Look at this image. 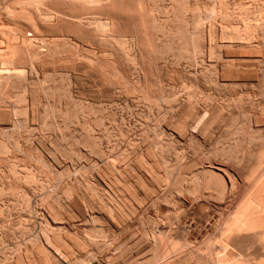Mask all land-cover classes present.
Instances as JSON below:
<instances>
[{"label": "bare ground", "instance_id": "1", "mask_svg": "<svg viewBox=\"0 0 264 264\" xmlns=\"http://www.w3.org/2000/svg\"><path fill=\"white\" fill-rule=\"evenodd\" d=\"M0 1H2V2H4V0H0ZM12 0H10L9 2H11ZM14 1V0H13ZM16 1H18V0H16ZM29 1H31L32 3L31 4H36V6L37 7H35V6H33V5H25L24 3H22V2H24L23 0H19L18 2H16V3H18L19 5H21L19 8H17V6H16V3L14 2V6H16V7H13L14 9L13 10H15L16 8V10H20V11H17L16 12V10H15V13H16V15H14L13 13H11L12 11V9H10V7H9V14H12V21H11V19L9 20L10 22V25H12L11 24V22H13V21H15V20H13V19H16V17L15 16H17L18 14L19 15H21V14H23L22 13V11H25V10H21V9H26V7H28V8H31V12H32V8L34 7V8H36V10H34L35 12H36V14H35V12L33 11V13H32V15L34 14L35 15V17L37 16L38 18H35L34 16H32V17H34V23H36L37 21L36 20H38L41 16H43L45 13V10L46 11H48V13H50V14H48L47 12V20L48 19H50V22H52V12H54L52 9V11H50V10H48V9H50V8H52L53 6H52V4L54 5V3H58V1L57 2H55V0H54V3H53V1L51 2V0H29ZM29 1H26L27 3L26 4H29L30 2ZM67 1H69V0H67ZM100 2L102 1V0H99ZM98 0H78V2L77 1H75V2H77L78 4L79 3H81L79 6L81 7L80 9H81V11H80V13L81 12H83L84 11V9L85 8H87L86 7V4L87 5H91V9L92 10H90V8H88L87 10H85V11H87V12H85L86 14L89 12L88 10H90V13H91V11H93L91 14H94V10L93 9H95V11H100V8L102 7H105V6H99V9H97L96 7H95V3L96 2H98V3H100ZM119 1V0H118ZM117 1V3H116V1L114 0L113 2H114V4H118V5H120L121 3H122V6L126 3L125 1H127V0H122L123 2H125V3H123L122 1H119L118 2ZM130 1V0H129ZM133 1H135V0H131V3H134ZM140 1V0H139ZM149 2L151 1H153V0H148ZM215 0H213V2H214ZM235 2V4H237V5H239V7H240V11H241V13H240V11L238 12V13H236V14H238V15H236L235 14V12L233 13V11H234V9H233V11L232 12H229V11H231V10H229L228 11V8H229V5L230 4H232V3H230V2ZM246 1V0H245ZM260 0H250L249 1V3H246V4H241L240 2H243V1H240V2H238V1H236V0H231V1H229V0H217V2H216V4H218V6L219 7H221L222 9H224L223 11H221V13H219V11H218V13H219V15L218 16H216V13H215V9H217V8H214V5H215V3H213V2H211L210 3V5H211V9H210V12L207 14V18L209 19V20H217L216 18H218V17H220L219 19H221L222 20V25H221V23H220V27H218V28H216V27H214L213 25V27L215 28V30H213V28L212 27H210L209 28V30H208V34H207V36H208V38H206V36H205V38L206 39H208L207 40V44H206V47H207V51H209L208 53H207V55L209 56V58L210 59H212L211 61H213L214 59V61L211 63V62H209L210 61V59H206V60H209V61H206V62H208V65L211 63V66L213 67V71H215V69H216V67L218 66H221L222 67V69H221V67H220V69L221 70H224L225 71V69L224 68H226V71L227 70H230L231 71V68L229 69V67H230V65L228 64V66H223V64H221L220 63V61L223 59V56H222V54H223V52L221 51L222 49H224V48H227L229 45H230V43H235V42H238V43H236L235 45H237L238 44V46L239 45H241V46H237L238 48L237 49H239L240 47L242 48V47H250V45H251V43L252 42H256V39L258 38V35H259V32L261 33V36L263 37L262 38V40H264V34H263V32H264V5L262 6H260V3H262V2H259ZM262 1H264V0H262ZM71 2V1H70ZM109 3V1L107 0H104V2L102 1V3H104L106 6L108 5V3ZM111 2V1H110ZM138 1L136 0L135 1V3L136 4H139V3H137ZM141 2H142V0H141ZM187 2V1H186ZM186 2H184V0H171V3H173L172 4V10L173 11H171V13H169V14H167L166 15V17L168 16V15H170L169 17H172L173 18V20L175 21V22H177L179 19H181V16H182V10H183V8H185L186 7V5H187V3ZM5 3V2H4ZM12 3L13 2H11V4L10 3H8V2H6V5L7 6H11L12 5ZM82 3H86L83 7H82ZM98 3H96V5L98 4ZM107 3V4H106ZM120 3V4H119ZM128 3V2H127ZM130 2L128 3V4H125V6L126 5H128V7L129 6H131L132 4H131ZM135 3L133 4V5H135ZM10 4V5H9ZM34 4V5H35ZM64 4V3H63ZM94 4V5H93ZM101 4V3H100ZM100 4H98V5H100ZM114 4H112V5H114ZM131 4V5H130ZM214 4V5H213ZM235 4H233V6L235 5ZM5 5V4H4ZM3 5V6H4ZM12 5V6H13ZM23 5H25V7L23 6ZM59 5V4H58ZM89 5V6H90ZM92 5H93V7H92ZM111 4L110 5H108L109 7L110 6H112ZM1 6V5H0ZM12 6H11V8H12ZM33 6V7H32ZM51 6V7H50ZM57 5H54V9H55V7H56ZM78 6V5H77ZM108 6H107V8H108ZM245 6V9L244 8H242V7H244ZM250 6H258V11L257 12H255V13H253V11L252 10H246L248 7ZM2 7V6H1ZM23 7V8H22ZM50 7V8H49ZM131 7H133V6H131ZM236 7H238V6H236ZM28 8L26 9L27 11H25V12H28L29 10H28ZM33 8V9H34ZM57 8V7H56ZM82 8H83V10H82ZM220 8V9H221ZM231 8V7H230ZM229 8V9H230ZM235 8V7H234ZM242 8V9H241ZM1 9V8H0ZM6 9V6L4 7V10ZM6 9V10H7ZM3 10V9H2ZM2 10H0V11H2ZM8 10L6 11L7 13H8ZM105 10H107L106 8H105ZM109 10V9H108ZM107 10V11H108ZM218 10V9H217ZM29 11V12H30ZM58 11V9H56V12ZM101 11H104V9L103 10H101ZM238 11V10H237ZM236 11V12H237ZM252 11V12H251ZM2 12H5V11H2ZM4 13V14H6L7 16H4V18L2 17L3 15H1L0 16V19H1V17H2V19L3 20H6L5 19V17L7 18L8 17V14L7 13ZM14 12V11H13ZM24 12V13H25ZM29 12L28 13H26L27 15H29L28 16V18L27 17H25V19L27 18V22L26 23H24V21H25V19H24V21H23V19L22 18H24V16L25 15H21V16H19V17H21V19L19 18L18 19V17H17V19H16V21L18 20H22L21 22L22 23H24V24H27V23H29V25H30V27H31V24H30V22H28V20L30 19V18H32V17H30V14H29ZM30 12V13H31ZM56 12H54V16H55V13ZM97 12V13H98ZM122 12V11H121ZM121 12H119L120 14H122L120 17H121V19L123 18V17H125V16H123V14L124 15H126V17H127V15H129V13L127 14H125L124 13V11L121 13ZM172 13H173V15H172ZM217 13V14H218ZM2 14V13H1ZM83 14V13H82ZM82 14H80V15H82ZM95 14H96V12H95ZM139 14H141V15H143L144 13H140L139 12ZM14 15V16H13ZM45 15V16H46ZM52 16L51 18L49 17V16ZM62 15H64V14H62ZM88 15V16H87ZM86 16H87V18L88 17H90L89 16V14H87ZM138 15V14H137ZM136 15V17H134L133 15H131V16H133L134 18H136L137 19V16ZM146 15V14H145ZM172 15V16H171ZM44 16V18H40L41 20H38L39 21V23L42 21V20H44L45 21V19H46V17ZM65 16V15H64ZM63 16V17H64ZM86 16L85 15H83V17H85L86 18ZM131 16H128V17H131ZM152 16V15H151ZM11 17V15H9V17L8 18H10ZM15 17V18H14ZM30 17V18H29ZM49 17V18H48ZM56 17V16H55ZM54 17V18H55ZM116 18L114 15L112 16V18ZM119 17V18H120ZM123 18V19H127V18ZM146 17V16H145ZM153 17V16H152ZM165 17V18H166ZM169 17H167L166 18V20L168 21L170 18ZM206 17V16H205ZM62 19V17H56V19ZM65 18V20H68L67 22H69V24H71V22L69 21L70 19L68 18V19H66L67 17H64ZM72 18V17H71ZM109 18H111V17H109ZM132 18V17H131ZM131 18H129V19H131ZM141 18H144V15H143V17L141 16ZM154 18V17H153ZM152 18V19H153ZM156 18V17H155ZM154 18V19H155ZM1 19V21L2 22H0V23H5L6 25H8L9 23L7 22V21H5V22H3V20ZM52 19V20H51ZM92 18H89V20H91ZM118 19V18H117ZM120 20V21H124V20ZM133 19V18H132ZM131 19V20H132ZM136 19H135V21H136ZM144 19H146V18H144ZM143 19V20H144ZM157 19V18H156ZM155 19V20H156ZM32 20V21H31ZM31 20H29V21H31V22H33V19H31ZM64 20V19H63ZM62 20V21H63ZM64 20V21H65ZM84 20H86V19H84ZM110 20V19H109ZM114 20H116V19H114ZM114 20L113 21H111L110 20V22L109 23H114ZM119 20H118V22H116V24L117 23H119ZM142 19H141V21H143ZM151 20V19H150ZM154 20V21H155ZM158 20V19H157ZM173 20H172V22H173ZM17 21V22H18ZM36 21V22H35ZM44 21H42L43 23H44ZM55 21H57V20H55ZM54 21V23H57V22H55ZM62 21H61V23H62ZM76 21L77 20H75V23L73 22V25L75 26L77 23H76ZM87 21V20H86ZM84 22V24L85 23H87V22ZM117 21V20H116ZM133 21V20H132ZM131 21V22H132ZM135 21H134V24H135ZM146 21V20H145ZM8 24H7V23ZM17 22H14L13 23V27H11L13 30H15L19 25H21V26H26V25H24V24H22V23H20L19 25L17 24ZM40 23V26H41V28L43 29V30H45L43 27L47 24V23H45L44 25H43V23ZM48 22H49V20H48ZM50 22H49V24H50ZM66 22V21H65ZM125 22V21H124ZM151 22H153V21H151ZM159 22V21H158ZM157 22V23H158ZM165 22V21H164ZM169 22H171V20H169ZM193 22H195V20L193 21ZM206 22H207V20H206ZM205 22V23H206ZM19 23V22H18ZM34 23H32V25L34 24ZM53 23V22H52ZM52 23L50 24L51 26H53L52 25ZM53 23V24H54ZM108 23V24H109ZM128 23H129V21H128ZM138 23V22H137ZM136 23V24H137ZM143 23V22H142ZM156 23V24H157ZM162 23V22H161ZM204 23V24H205ZM211 23H213V22H211ZM211 23H210V25L209 26H211ZM4 24V25H5ZM37 24V23H36ZM36 24H34L33 26V28H31V29H34L35 28V26H36ZM59 25H60V22L58 23ZM63 24V23H62ZM84 24H77L76 25V27L78 26V25H80V26H78L79 28H81L82 26H84ZM88 24V23H87ZM107 24V23H106ZM121 24V23H120ZM119 24V25H120ZM126 24V23H125ZM124 24V25H125ZM132 24V23H131ZM135 24V25H136ZM144 24V23H143ZM153 24H155V22H153ZM165 24V23H164ZM203 24V25H204ZM3 25V24H2ZM16 25V26H15ZM38 25V24H37ZM50 25H47V27H46V30H48V28H51L52 29V27L50 26ZM65 25L66 26H68V27H70L71 25H67L66 23H65ZM64 25V26H65ZM82 25V26H81ZM86 25V24H85ZM114 25V24H113ZM123 25V24H122ZM127 25V24H126ZM145 25H146V23H145ZM163 25V24H162ZM199 25V24H198ZM215 25V24H214ZM1 26V25H0ZM9 26V25H8ZM21 26H19L20 28V32H18V33H20V34H22V28H24V27H22L21 28ZM62 26V25H61ZM61 26H60V28H61ZM74 26H72V27H74ZM88 26V25H87ZM87 26H84V29L87 27ZM117 26V25H116ZM128 26V25H127ZM130 26V25H129ZM140 26V25H139ZM143 26V25H142ZM148 26V25H147ZM154 26V25H153ZM165 26H166V24H165ZM174 26V25H173ZM7 28V26H4L3 28H1L0 27V31H1V33L0 34H2V32H5V33H3V34H5V36L3 37V35H1L0 37L1 38H4V39H6V40H8L9 38V40H11V39H13L14 41H12V42H15V39L16 38H18L19 39V37H24L25 35V31H26V29H25V31L23 32L24 34H22L21 36L19 35V34H16V32H17V30H18V28H17V30H15L16 32H15V34H14V32H13V34H14V36L16 37V35L18 36L19 35V37H13V35H12V37L13 38H11V36H8L7 34H6V32L8 33L9 31V29H10V27L9 28H7V31H3V30H5L6 28ZM15 27V28H14ZM30 27H26V28H29L28 30H27V32H29V31H31L30 30ZM55 26H53V29H57V25H56V27L54 28ZM68 27H65V28H68ZM72 27L70 28V29H72ZM77 27V28H78ZM112 27H114V26H112ZM119 27V26H118ZM131 27V26H130ZM137 27V26H136ZM145 27V26H144ZM152 27V26H151ZM176 27V26H175ZM197 28H198V26H196ZM59 28V27H58ZM59 28V29H60ZM65 28H63V29H65ZM75 28V27H74ZM83 28V27H82ZM81 28V30L80 29H76L78 32H80V31H82L83 29ZM117 28V27H116ZM120 28V27H119ZM129 28V27H128ZM138 28H140V27H138ZM153 28H155V27H153ZM157 28V29H156ZM156 30L159 32V30H160V33L161 32H163L164 31V28H162V26H156ZM36 30L37 29H39V25H38V28H37V26H36V28H35ZM35 29H34V31L32 30V34L30 33V34H26V36L28 35L29 37L28 38H23V39H21V41L23 40V41H25V42H27L26 44H28L26 47H28L29 46V50H31L32 49V51H34V50H36L35 48L36 47H38V48H44L45 46H46V44H49V46H50V43H51V45H54V48L56 49V47L57 46H61L63 49L64 48H66V50L68 51L69 50V48H70V45L71 44H68V40H63L62 42H59L57 39H55L54 37V39L52 38H50V41H48L49 40V38L47 37V41H48V43H45V41H46V36H45V41L43 40V38H39V34H38V32L40 33V32H42L41 34H43V32L45 33V32H47V31H42V30H40V31H38L37 30V32L35 31ZM88 29V28H87ZM90 29V28H89ZM131 29V28H130ZM143 29H146V28H143ZM170 29H172V28H170ZM11 30V29H10ZM13 30H11V31H13ZM67 30V29H66ZM75 30V29H74ZM75 30V31H76ZM124 30V29H123ZM129 30V29H128ZM167 30V29H166ZM198 30H199V28H198ZM197 30V31H198ZM216 30H218L219 31V36L220 37H218L219 38V40L221 39V40H224V41H221V42H217V37H216V33L218 32V31H216ZM11 31H10V33H8L9 35L10 34H12L11 33ZM22 31V32H21ZM52 31V30H51ZM51 31H49V32H51ZM59 30L57 29V31L56 32H58ZM60 31H61V29H60ZM59 31V32H60ZM84 31V30H83ZM82 31V32H83ZM133 31V30H132ZM141 31V30H140ZM143 31H146V30H143ZM148 31H150L149 29H148ZM157 31H156V33H157ZM169 31V30H168ZM196 31V30H195ZM199 31H201V30H199ZM215 31H216V33H215ZM26 32V33H27ZM33 32H36L37 34H38V36H33ZM54 33H55V31H53ZM63 32V30L61 31V33ZM77 32V33H78ZM133 32H135V31H133ZM142 32V31H141ZM147 32V31H146ZM146 32H145V34H146ZM165 32V31H164ZM194 32V31H193ZM52 33V32H51ZM60 33V34H61ZM72 33V32H71ZM76 33V34H77ZM84 33H85V31H84ZM149 33V32H148ZM152 33H153V31H152ZM159 33V34H160ZM166 33V32H165ZM165 33H164V36L163 35H161V36H163L164 38V40H163V42L161 43V42H159L160 43V45L161 46H163V47H167L168 49H170L171 50V48L173 47V45L175 44V42H176V40H177V42L178 41H180L181 39H182V43L183 44H185L184 42H183V37L182 36H184V33H183V29L180 27L179 28V26L177 27V28H175V30H174V34L172 33V30L171 31H169V33H172L171 34V36H168V32H167V35L165 36ZM196 33V32H195ZM200 33V32H199ZM203 33H204V31H203ZM79 34H81V33H79ZM78 34V35H79ZM86 34V33H85ZM137 34V36H138V33H136ZM163 34V33H162ZM201 34V33H200ZM263 34V35H262ZM32 35V36H31ZM44 35V34H43ZM43 35H41L42 37H44ZM82 35V34H81ZM124 35V34H123ZM132 35H134V33L132 34ZM170 35V34H169ZM179 35H181V36H179ZM196 35H198V34H196ZM202 35V34H201ZM206 35V34H205ZM217 35V36H218ZM9 37L8 39H7V37ZM40 36V37H41ZM85 36H87V34L85 35ZM85 36L83 37V36H80L79 35V37H80V39H79V37H78V39L79 40H81V41H85L86 42V40L85 39H87V38H85ZM141 36V38L140 37H138L139 38V40H141V39H143L144 37H142L143 35L141 34L140 35ZM146 36L148 37V34H146ZM155 36V35H154ZM158 36V35H157ZM168 36V37H167ZM179 36V37H178ZM199 36V35H198ZM77 37V36H76ZM75 37V39H77ZM81 37H83V39L81 38ZM88 37V36H87ZM121 37H124V36H120V38ZM136 37V36H135ZM134 37V38H135ZM147 37H145L146 38V40H147ZM69 38V37H68ZM85 38V39H84ZM119 38V36L117 37V39H111L110 41H108V42H101V43H97V48L94 50V52L95 53H93V55H90L88 52H87V50H86V48H83V50L85 51V52H87L86 53V61L85 62H83L81 65H82V67H87L86 66V64L91 68V72H92V75L91 76H95V78L97 79L96 81L97 82H99V83H95V84H97L96 86H98V84L102 87V91H104V84H106V81H107V83H108V85L106 86V88H109V91H112V90H115V92H117L116 90H117V88H115L114 89V87H115V85L113 84V83H111L110 81H108V79L110 80V78H107V80H106V77H105V80L104 79H102V77L103 76H106V74L105 75H103V71H102V69L103 68H108V70H110L109 69V66H108V63L109 64H111L112 66H110L111 68H112V72H113V74H108V71L107 70H104V71H106V72H104V73H107V77H109L108 75H113L112 77H111V79L112 80H114L115 79V81H116V79H117V77H120L121 79H119V81H124V82H122L123 84L125 83V85L127 84L128 85V87L130 86L131 88H132V86L134 85V82L133 81H135L136 80V83H138V84H144V85H142V86H144L145 87V82L144 83H139L140 82V80H139V77H136V79L134 78L135 77V75L137 74L138 75V73H136V74H134V72H137V71H135L136 70V68L134 69V67L136 66V62H137V60H136V58L137 57H135L134 56V54L136 55V52L135 51H138V49H136L137 48V46H135V43H136V41H135V39H132V38H128V39H126V37H124V39H118ZM144 38V39H145ZM157 38V37H156ZM61 39H62V37H61ZM64 39V38H63ZM158 39V38H157ZM200 39V38H199ZM202 39H203V37H202ZM3 40V39H2ZM88 40V39H87ZM138 39H137V43H138V41H139ZM161 40V39H160ZM1 41V40H0ZM71 41V40H70ZM76 41H78V40H76ZM144 41V40H143ZM203 41V40H202ZM226 41L227 42H229V44H228V46L226 45V46H223L225 43H226ZM258 41V40H257ZM224 43V44H221V43ZM39 43H41V46L43 45L44 47H41V46H39L40 44ZM45 43V44H44ZM53 43V44H52ZM70 43H72V42H70ZM136 43V45H138L139 43H142V44H140V45H138L139 47L141 46L142 48L145 46H147V45H145L146 44V42H142V41H139V43L137 44ZM143 43H144V45H143ZM148 43V42H147ZM186 43H190V42H186ZM196 43H200V41L198 42V40H197V42ZM205 42H203V44H204ZM37 44H39V45H37ZM74 43H72V45H73ZM83 44H85V43H83ZM178 44V43H177ZM202 44V43H201ZM37 45V46H36ZM69 45V46H68ZM149 45V44H148ZM188 45V44H187ZM235 45H232V46H235ZM255 45H256V43H255ZM258 45V44H257ZM0 46H2V47H5L6 48V46H3V45H1V43H0ZM34 46H36V47H34ZM49 46H46V48H49ZM56 46V47H55ZM74 46H77V45H74ZM73 46V47H74ZM85 46V45H84ZM160 46V51H162L163 53L165 52V51H163V50H161V48L163 49V47H161ZM182 46V45H181ZM185 46V45H184ZM204 46V45H203ZM252 46L254 47V43H253V45H251V48H252ZM34 47V48H33ZM52 47V46H51ZM136 47V48H135ZM138 47V48H139ZM144 47V48H145ZM176 47H178V46H176ZM199 47H200V44H199ZM202 47V46H201ZM230 47H231V45H230ZM236 47V46H235ZM257 47V46H256ZM255 47V48H256ZM38 48H37V50H38ZM59 48V47H58ZM68 48V49H67ZM77 48H78V46H77ZM134 48L136 49V50H134ZM180 48V47H179ZM182 48H184L183 46L180 48L181 50L179 51V49L177 48V51H179V53H184L185 55H183V56H188L189 58H191L192 56L193 57H196V52L195 51H193L192 52V54L191 55H189L188 53H187V51H185L184 49V51L182 50ZM185 48H186V46H185ZM205 48V47H204ZM240 48V49H241ZM254 48V49H255ZM263 48H264V46H263ZM34 49V50H33ZM39 49V50H40ZM53 49L52 50V48L51 49H48V50H52L53 52H55V51H57L58 49ZM62 49V51H64V52H66V50H63ZM76 49V48H75ZM140 49V48H139ZM147 49V48H146ZM146 49H143V50H145V52H146ZM168 49H166V48H164V50H168ZM176 49V48H175ZM230 49V48H229ZM243 49V48H242ZM241 49V50H242ZM250 49V48H249ZM41 50H43V49H41ZM46 50V49H45ZM45 50H43V51H45ZM47 50V51H48ZM72 50V49H71ZM141 50V49H140ZM173 51H174V49H172ZM206 50V48L204 49V50H202L203 51V54H205L206 55V53L204 52ZM59 51V50H58ZM73 51V50H72ZM78 51V50H77ZM135 52L134 54H132L133 52ZM159 51V53H162V52H160ZM175 52V53H178V52ZM181 51H183V52H181ZM201 51V52H202ZM218 51H219V54L217 55V53H218ZM51 52V51H50ZM50 52H47V53H50ZM69 52H71V51H69ZM75 52V51H74ZM144 51H143V53H145ZM247 52V51H246ZM251 52V51H250ZM254 52H256V50L254 51ZM258 52V51H257ZM30 53V52H29ZM66 53H68V52H66ZM138 54L139 53H141V55L139 54V55H136V56H138V58H140L139 56H141L142 57V51L141 52H137ZM148 53V54H147ZM178 53V54H179ZM200 52H198V54H199ZM227 53V52H226ZM253 53V52H252ZM14 54H15V52H14ZM13 54V56H12V59H14V57H15V55ZM31 54V53H30ZM72 54V53H71ZM74 54V53H73ZM147 56L146 57H148V55H149V52H146L145 53ZM145 54H143V56L145 55ZM177 54V55H178ZM182 54H180V56L182 55ZM202 54V53H201ZM221 54V55H220ZM224 54H225V52H224ZM257 54V53H256ZM20 55L21 54H19V56L17 57V55H16V57L17 58H20V59H18V60H11L10 59V61H8L7 63H9V62H12L13 61V63H15V61H16V63L18 64V61L20 60H22L21 59V57H22V55H21V57H20ZM67 55V54H66ZM90 55V56H89ZM131 55H133V56H131ZM161 55V54H160ZM250 55V54H249ZM255 55V54H254ZM253 55V56H254ZM76 56V55H75ZM74 56V57H75ZM77 56H78V54H77ZM163 56H165V55H162V57ZM191 56V57H190ZM207 56V57H208ZM217 56V57H216ZM221 56H222V58H221ZM236 56V55H235ZM256 56V55H255ZM74 57H72V58H74ZM132 57H133V59H135L136 60V62H135V60L133 61L132 60ZM135 57V58H134ZM175 57H177V56H175ZM174 57V58H175ZM187 57V58H188ZM216 57V58H215ZM240 57V56H239ZM249 57V56H248ZM11 58V57H10ZM17 58H15V59H17ZM71 57H70V59H72ZM142 58H144V57H142ZM142 58H140V59H138V61L140 60L141 62H142V60L144 61V60H146V58H144V59H142ZM149 58V57H148ZM147 58V59H148ZM188 58V59H189ZM203 58V57H202ZM214 58V59H213ZM221 58V59H220ZM74 59H76V58H74ZM142 59V60H141ZM162 59V58H161ZM173 59V58H172ZM177 59V58H176ZM197 59V58H196ZM204 59V58H203ZM232 59V58H231ZM252 59V58H251ZM256 59V58H255ZM73 60V59H72ZM133 61V62H135V65H134V67L132 68V67H130L129 65H132L131 63L130 64H128L130 61ZM163 60H164V58H163ZM174 60V59H173ZM172 60V61H173ZM179 60H180V58H179ZM179 60H178V62H179ZM201 60V59H200ZM248 60H249V58H248ZM253 60V59H252ZM259 60V59H258ZM262 60V59H261ZM19 61V62H20ZM139 61V62H140ZM150 62V59L149 60H147V61H144V67L146 68V64L147 63H149ZM177 61V60H176ZM203 61V60H202ZM225 61V60H224ZM228 61V60H227ZM230 61V60H229ZM246 61V60H245ZM68 62V61H67ZM139 62H137V63H139ZM140 62V63H141ZM145 62H147V63H145ZM251 62H253V61H251ZM139 63V64H140ZM174 63H175V61H174ZM203 63V62H202ZM224 63V62H223ZM16 64V65H17ZM35 64V63H34ZM33 64V65H34ZM72 64V63H71ZM138 64V65H139ZM142 64H143V62H142ZM142 64H141V68H140V66H139V68H137V69H139L140 70V73L142 74V76H143V78H145V81H146V83L148 82L149 83V79H150V76L148 75V74H150L149 72H147L146 71V69L145 68H143V66H142ZM257 64H259V63H257ZM263 64V63H262ZM5 65H9V66H11V67H13V66H15L14 64L13 65H11V63L10 64H5ZM4 65V66H5ZM19 65V64H18ZM37 65V64H36ZM36 65H34V67H37ZM78 65H80L79 64V62L78 63H74L72 66H73V68L74 67H76V66H78ZM101 65H103V66H101ZM104 65H106V67H104ZM137 65V66H138ZM149 65V64H148ZM147 65V70H149L150 69V66H148ZM225 65V64H224ZM198 66V65H197ZM201 66V65H200ZM206 66V65H205ZM210 66V65H209ZM209 66H206V67H209ZM210 66V67H211ZM17 67V66H16ZM16 67H14V68H16ZM19 67V66H18ZM17 67V68H18ZM100 67H103L102 69L100 68ZM172 67V66H171ZM177 67V66H176ZM196 67V66H195ZM202 67V66H201ZM200 67V68H201ZM218 67H217V69H218ZM3 68V70L5 69V71H7V72H3V73H1L2 71H0V216L1 217H3L2 218V220H0V222L1 221H7L6 222V225L7 226H11V224H12V226L11 227H15V228H11L10 226V228L11 229H9V227H7L3 222L1 223L2 225H4V226H6V228H8L9 229V231H6L7 232V234H8V232H10L11 230H13L14 231V234L12 235V234H10L11 232H13V231H11L8 235L11 237V236H13V238H8V239H6V234L4 233V231L6 230V228H4V229H2V227H1V229L3 230V231H1L2 233H4L5 235H2V237L4 236V240L3 239H0V241L2 240V241H4L5 242V240L6 241H8V242H12L11 241V239H16L15 241H14V244L15 243H18V238L20 237L21 238V236H25V237H23V238H26L27 239V243H29L30 245H29V247L30 248H25L26 246L25 245H23V244H25V243H22L21 245H23V246H25V247H23V249H24V252L25 253H23L22 254V252L20 253L19 252V254H22V255H16V252L13 254H11V256L10 255H8V257H7V253H5V257H7V260L9 259H13V261H10L11 263H9V264H13L12 262H14V261H16L15 262V264H57L59 261H63V262H65L66 264H93V263H96V264H116V262H114V261H116V260H120V256H119V259L117 258H115L114 259V257H113V259L111 260V255L109 256V258L107 257V258H105V259H103V260H99V259H97V257H95L93 254H95V253H90V254H88L87 253V250H86V253H84V254H82L81 252H80V250L79 249H81L82 250V247L81 246H83V245H85V243H86V241L87 242H92L93 240H94V238H92V236H87V232H85V234H86V236L87 237H85V240L83 239V237H80V238H82V239H77L76 237H77V233L75 234L76 235V237H75V235L74 236H71V234L69 233V231L68 230H65V232H67L68 231V234L69 235H66L67 237L68 236H71L72 238H70V239H68L67 237H65V238H63L62 237V235H61V237H60V234L62 233L63 234V232H61L60 234H58V231H61L65 226V224L64 223H67L66 225L70 228V227H72L73 226V224L75 223H73L72 221H71V218L73 217V215H72V217L71 218H68V217H70V216H68V215H70V213L68 212V205L70 204V203H67V202H70V201H68L69 199H71V198H69V197H71V195H75L76 196V194H78L79 193V191H81V190H83V187H89V188H87V192L86 191H84L85 190V188H84V192H82L80 195H82V194H84L85 192H86V199H89V200H87L88 202H86L85 200H83L85 203H87L88 205V207H90V208H87V209H94L95 207H96V204L99 206V205H101V203H100V201H101V199L100 200H98L97 199V201H99L98 203L96 202V203H93V192L92 191H94V189L92 190V188L94 187V188H96L95 190H96V194L98 193L97 191H99L100 189H102V190H107L108 192H110V193H112L111 195H109L110 193H107V191H106V193H107V197L110 199V198H112V195H113V198H116V200L118 201L116 204H114L115 203V201H114V203H113V200H112V203H109V202H111L110 200H109V202L108 203H104L103 201L105 200V199H107L108 200V198H106L105 196H103V198H104V200L103 201H101L102 202V207L105 209V210H107L108 211V213L109 214H107V211H106V213H105V210H103L104 212H99L100 211V208L102 209V207H99V209L97 210L96 208L93 210V214H95L94 212H95V210L99 213V215H100V213H105V215H100L101 216V218H99V219H102L101 221L97 218V220H95L96 222H94V223H92L93 221L91 220L92 218H88V219H90L89 221L91 222V226H93L95 223L97 224V221L99 220V225L101 226V224H103V219L105 218L104 216H106V215H109V218L106 216V218L104 219V221H106V220H108V219H110L111 221H109V222H111V224H118V225H121V227L123 228V226H124V228L125 227H127L126 229L127 230H131V225L128 227V226H126V225H128V223L126 224V225H124L125 223V221H127L126 220V218L128 219V218H131V216L130 215H132V220H133V213H134V215H136V214H138V213H143L144 212V210H146L147 208L149 209V208H156V212H159L161 215H159V219H158V222L156 223V225H155V223H153V221H151V218H152V216H151V218H150V222H151V224H154L153 226H155L154 227V230H153V233L152 232H148V233H152V240L150 241V240H148L147 239V242H145V244L143 245V248L142 247H139L140 249V251H141V253H140V251H139V253H140V255H139V257L137 258V254H135L136 255V258L138 259H136L137 260V262H136V264H182V263H184V261L186 260L187 261V257L190 255V257H191V253L190 252H187V253H184L183 252V245H184V243H183V241L186 243V241H185V239L184 240H182L183 239V236H182V234H185V229H184V222H182V216H183V213H184V210L186 209V204L184 203V201H183V198H184V195L185 194H187V197H188V194H189V192H191L190 194H192L193 196L192 197H196V196H198L199 198L203 195H199L198 193H204V194H206V196H208V197H211V196H214V197H216L217 199H229V198H232L230 201H231V203H230V201L228 200V202L233 206V207H231L230 206V208L227 210V212L225 213V211H224V213H225V215L224 214H220L219 213V216L221 215H223V216H226V218L224 219V221H223V219H222V221H223V223H222V225L220 224L219 226H222L221 228H220V230H219V234H215V236H217V237H215L214 236V234H213V236H214V238H215V242L211 245V239L210 240H206V242H205V244L207 243V241H209L210 243V245L211 246H214L215 247V245H217V247L219 248L218 249V251H219V253L217 252L216 254L215 253H211V252H213V251H211V250H209V251H211L210 253V256L208 255L207 257L209 258V261L208 262H211L210 264H264V127L262 126V124H264V111H263V113H261V112H259L260 113V115H259V113H257L258 112V110H256L255 112L253 111V114H258V115H253L254 116V119H253V116H252V118L250 117V119H252V120H250L249 122H253V123H251V125L252 126H246V128H248L247 129V132H245L244 133V131L243 130H241L242 131V133H243V135L245 134L246 135V138L244 137V139H243V137H241L240 138V135H242V134H240L239 135V138H237V134H235V131L234 132H230L231 130H230V128H233V125H234V123H232L233 121V119H231V121H229L230 120V118L232 117L233 118V113L231 112V110L229 111H226L225 109H228L227 107L226 108H223L222 106H213V108H212V106H211V108H212V110H209L208 109V114H209V112H211L209 115H210V117L209 116H207L208 114H207V112H206V110L204 109V111L202 110V112H201V110H200V112L198 111L199 109H200V107H199V109H197V107H198V104L201 102H196V101H194L193 99H191V100H193L194 102H196V103H194V104H197V105H191V104H193V103H191L190 104V102H189V100H190V98H192V94H191V97H190V95H188V97H190V98H188L189 100L187 101V100H185V101H187L186 103H188L189 102V104L191 105H189V104H187L186 105V103L184 104V105H186V108H185V106L184 105H182L183 103H181V105L186 109H184V108H182V107H180V108H178L179 110V112H180V109L182 108L183 109V111H182V109H181V112H182V115H180L179 114V112L177 111V108L175 109L174 107V109L173 108H171V109H173V110H175L174 111V114H176L175 112H178V114L180 115H178V114H176V115H178L179 116V118L177 119V121L176 122H173V124H172V122H170L169 123V121H171V120H173V119H171V117L173 116V114H172V116L170 117V118H167L166 120H168V119H170L169 121H166V120H164L163 119V125H164V123H165V126L162 128L161 126H159V125H157V124H160L159 122L161 121H157L156 120V122H158V123H154V124H152L151 122V119L153 120V118H155L154 117V114H156L157 115V112H159V111H157L156 109H154V105H153V103L152 102H150V104H149V99H147V96L149 95L150 96V94H149V92L147 91H145V90H149V88H150V86H148V84H147V86L149 87H147V88H145L144 89V87H143V96H144V98H145V95H147L146 96V98L145 99H143V100H148L147 102L148 103H146L148 106L150 105H153L152 106V108L154 109V112H155V110L157 111V112H155L154 114H152V118L149 120V119H147V117L148 118H150L148 115L150 114V113H147L146 112V114H148L147 115V117L144 119V116H143V114L145 115V110L146 111H149L150 112V110H151V108L149 107V109L150 110H147V105H145V107H144V109H143V111H141V109H139L143 114H141L142 115V117H140V115H138V116H136V117H138V119H140V118H143L144 120L143 121H145L146 122V120H149L148 122L150 123V124H152V126L154 125L155 127H153V133L152 134H150L151 136H153L154 135V140L155 141H151L152 143L150 144L151 146L148 148V149H150L151 147H153V149L152 150H155L154 152L155 153H153V151H149L148 149L146 150L145 149V151H144V156H146V158H143V156H142V158L143 159H145L144 161L142 160H140V161H137V160H139V159H141L140 157L138 158V157H135L133 154H131L132 152H134V150L135 149H137V147H135V149H134V147L133 148H131L133 145L135 146V144H133L132 143V141L131 140H133V139H135V137L136 136H134L133 134H132V136H131V132L133 131V130H131L130 131V127H132V126H130L131 124H127L128 122H125L126 124H125V126H127V127H124V124H122V123H124L123 121H126V120H128V118H130V116L128 117V118H126V116H124L125 117V119L123 120V121H121V122H119L120 124H118V118H120V116L122 115H120L118 118H117V114L115 115L113 112V109H115L116 108V106H115V102L114 101H111V100H107V98L108 99H112L113 98V96H111V95H109L110 96V98L109 97H107V94H105L106 95V97H104V98H106V100H104L105 102L106 101H108L109 103H113L114 102V104H112V106L114 105L115 106V108L114 107H112L111 106V104H110V106L113 108H111L109 105H108V103H107V107L108 108H111L112 109V111H110L111 109H109V111L110 112H107V114L109 113V114H111V116L113 115H115L114 116V120H116V118H117V123H113V124H118V125H123V126H121V127H124V128H127V130H128V128H129V132H130V137H132V138H129V136H128V142L132 145L131 147L130 146H128L127 145V148H126V146H124L126 149H128V147H130V149L129 150H127L126 151V149H121V148H119L118 147V145L116 146L115 145V147H112V149H114V151L116 150V151H118V154L120 153V151L121 152H123V155H125V157L122 155V153H121V155L123 156H121L120 154V158L119 159H117V158H115V156H112L114 153H116V151L113 153V150L110 148V147H107V148H109V151H111L112 153V155L110 154V152L108 151V153L110 154H106L104 151H103V149H101V147L104 145V146H106V144H104V142H108L107 143V145L109 146L110 145V141L111 140H109V139H111V138H109L110 137V135H109V137L107 136V135H105L106 134V132H108V131H111L112 129V131H113V134H112V136L114 135V134H116L117 133V135H120L121 133H124L125 135H120V136H118V138L120 137H124L123 138V141L124 140H126V135H129L128 133V131L126 132V130L124 129L123 130V128H122V132L121 133H119V131H120V129H118L119 128V126L117 125L116 127H115V130L117 131V130H119L118 132H116L115 130H114V126L112 125V122L110 123V124H107L108 126L109 125H112V126H110L111 128V130H109V128L107 129L106 127H105V122H103L102 121V119L105 117L104 115H102L101 113L102 112H104L105 114H106V112H105V109H106V111H108L107 110V108H106V106H105V103L104 104H99V102L96 100V96L94 97L95 99L94 100H92V101H95L93 104H95L96 102H97V104H95L94 106H89V107H83L82 106V103H81V101L80 100H77L73 95L72 96H69V99H68V101H70V102H68L67 101V103L69 104V107H67L66 109L68 110L67 112H69L70 114H71V112H73L74 111V115H70L69 113H65L64 111V114L66 115V114H69L70 116H69V118H68V115H66V119H68V120H70V121H68L69 123L68 124H70V125H72V124H74L75 123V121L74 122H72V120L74 119V120H77L76 122H77V124H79V122H80V120L77 118V117H79V118H81L82 120H85V121H87V122H89V126H87V122H85V121H83V122H85V126L81 123V124H79V126L81 127L82 125L84 126H82L81 128H79V126L77 127L76 126V123H75V126L74 125H72V128H74V129H70L71 128V126L69 125V127L67 128V129H70L71 131H73V132H71L70 130H67L68 132H71V133H68L67 131H65V132H60L58 135L60 136V135H62L63 133L65 134L66 132L68 133V135L69 136H67L66 137V135H64V136H60V138H58V139H63V141L65 140V137L67 138L66 140L68 141H66L65 140V142H66V144H65V151L67 152V147H66V145L67 144H69V145H67V146H71V148H69L68 150L69 151H71L72 153H71V156H72V158H73V156H74V158L73 159H75V161L73 160L72 161V159H71V157L69 158L70 159V161H69V164L68 165H65V163L63 164V165H61V164H57V165H54V164H48V162L46 161V159H45V162L46 163H44V159L42 160V159H40V161L42 160L43 162H41V166H40V161H39V158H41L42 156H45L44 154H41L42 156L40 157L39 155H38V150L39 151H42L46 146H47V143H46V141H43L42 142V139H40V133H38V129H37V124L39 123V119L38 118H40L41 116H40V114L39 113H41V112H39L38 110L40 109H38V107H39V105L41 104H39V101H41L40 99H39V95H38V90H39V87H38V85H36L35 83H33V82H31V81H29V80H27L26 79V77H24V76H26L25 75V72H23L24 70H22V72L20 73V67H19V70H17V68H16V70H12V71H10V67L8 68L9 70H7L5 67H2ZM1 68V69H2ZM13 68V69H14ZM70 68V67H69ZM106 68V69H107ZM143 68V71L145 70L146 72L144 73V72H142L141 71V69ZM160 68H162V66L160 67ZM202 68H205V67H202ZM215 68V69H214ZM228 68V69H227ZM254 68V67H253ZM68 69V68H67ZM169 69V68H168ZM172 69V68H171ZM210 69V68H209ZM209 69H207V70H209ZM212 69V68H211ZM210 69V70H211ZM250 69V68H249ZM134 70V71H133ZM163 70V69H162ZM206 70V69H205ZM205 70L203 69V72H205ZM245 70V69H244ZM254 70V69H253ZM259 70V69H258ZM111 71V70H110ZM149 71H151V69L149 70ZM166 71H168L167 69H166ZM198 71H200V70H198ZM218 71H219V69H218ZM264 71V70H263ZM262 71V72H263ZM114 72H116L115 74H114ZM178 72V71H177ZM201 72V71H200ZM203 72H201L202 74H204ZM220 72H223V71H220ZM229 72V71H228ZM232 72V71H231ZM250 72V71H249ZM254 72V71H253ZM22 73H23V75H22ZM139 73V74H140ZM146 73H148L147 75L148 76H146L147 77V80H146V77H144L145 75H146ZM174 73V72H173ZM201 73H196L195 75H200ZM210 73V72H209ZM212 73V72H211ZM213 73H215V72H213ZM217 73V72H216ZM224 73H226V72H224ZM259 73V72H258ZM143 74H145V75H143ZM201 74V75H202ZM208 74V73H207ZM217 74H219V73H217ZM228 74V73H227ZM115 75H117V76H115ZM133 75H134V77H133ZM173 75H175V74H173ZM212 75V74H211ZM225 75V74H224ZM253 75V74H252ZM178 76V75H177ZM218 76V75H217ZM216 75H215V79H216V77H217ZM248 76V75H247ZM254 76V75H253ZM114 77V78H113ZM116 77V78H115ZM148 77H149V79H148ZM197 77V76H196ZM221 77V76H220ZM223 77H225V76H223ZM227 77V76H226ZM250 77V76H249ZM261 77H263L262 75H261ZM95 78H92L93 80H95ZM135 79V80H132V79ZM141 78V77H140ZM177 78V77H176ZM175 78V79H176ZM202 78V77H201ZM200 78V79H201ZM227 78H229V77H227ZM251 78H253L252 76L250 77V80H249V78H248V80H249V82L251 81ZM264 78V77H263ZM172 79V78H171ZM171 79H169V80H171ZM181 79V78H180ZM179 79V80H180ZM199 79V80H200ZM246 79V78H245ZM254 79H257L256 78V76L252 79V81L254 80ZM73 80L75 81V78H73ZM92 80V81H93ZM111 80V81H112ZM143 80V79H142ZM178 80V79H177ZM194 80V79H193ZM192 80V81H193ZM196 80V79H195ZM194 80V81H195ZM201 80H203V79H201ZM264 80V79H263ZM5 81V82H4ZM144 81V80H143ZM191 81V80H190ZM193 81V82H194ZM197 81V80H196ZM221 81V80H220ZM234 81V80H233ZM238 81V80H237ZM257 81V80H256ZM105 82V83H104ZM114 82V81H113ZM181 82V81H180ZM184 82V81H183ZM198 82V81H197ZM196 82V83H197ZM201 82V81H200ZM203 82V81H202ZM205 82V81H204ZM213 82V81H212ZM216 82H217V80H216ZM219 82V81H218ZM255 82V81H254ZM94 83V82H93ZM115 84H116V82H114ZM151 83V82H150ZM152 83H154V82H152ZM163 83V82H162ZM170 83V82H169ZM176 83H178V82H176ZM192 83V82H191ZM207 83V82H206ZM261 83V82H260ZM118 84V83H117ZM120 84V83H119ZM122 84V85H123ZM137 84V85H138ZM156 83H154L153 85L151 84V88L153 89L154 87H156V85H155ZM160 84V83H159ZM171 84V83H170ZM170 84H168V87H169V85ZM173 84V83H172ZM172 84H171V86H172ZM214 84V83H213ZM223 84V83H222ZM250 84H253V83H250ZM259 84V83H258ZM113 85H114V87H113ZM125 85H123L124 87H126ZM136 85V86H137ZM155 85V86H154ZM165 85L167 86V84L165 83ZM164 85V86H165ZM174 85V84H173ZM198 84H196L195 86H197ZM199 85L201 86V84L199 83ZM218 85V84H217ZM263 85H264V83H263ZM100 86H98V87H100ZM118 86V85H117ZM136 86H133V89H140L139 88V85L137 86L138 88H135ZM142 86L140 85V87L142 88ZM153 86V87H152ZM158 86V85H157ZM208 86V85H207ZM222 85L220 84V87H221ZM224 86V85H223ZM239 86V85H238ZM247 86H250V85H247ZM253 86H254V84H253ZM260 85H258V86H256V88L257 87H259ZM97 87V88H98ZM160 88H161V86H159ZM167 87V88H168ZM173 87V90L175 91V93H178V91L177 90H175V89H177L178 87H176L175 86V89H174V86H172ZM172 87H170V88H172ZM202 87V86H201ZM219 87V88H220ZM226 87H227V85H226ZM236 87V86H235ZM239 87H242V86H239ZM238 87V88H239ZM246 87V86H245ZM264 86H260V90H262V88H263ZM70 88V87H69ZM68 88V89H69ZM72 88V87H71ZM75 88V87H74ZM95 88V87H94ZM105 88V91H104V93H106V91H108V89H106ZM150 88V90L152 91V89ZM165 88V90H167V92H168V89L166 88V87H164ZM196 88V87H195ZM224 88V87H223ZM233 88H234V86H233ZM249 88V87H248ZM251 88H255V87H251L250 86V90H251ZM256 88L255 89H253L254 90V92H255V90H256ZM120 89V88H119ZM155 89L156 88H154V90L153 91H155ZM162 89H163V87H162ZM202 89V88H201ZM204 89V88H203ZM208 89H209V87H208ZM213 89V88H212ZM222 89V88H221ZM242 89H244V88H242ZM258 89V88H257ZM258 89V90H259ZM71 90L72 89H70V92H71ZM98 90H99V88H98ZM97 90V91H98ZM100 90V91H101ZM141 91H142V89H140ZM161 90V89H160ZM159 89H158V91H160ZM170 90V89H169ZM234 90V89H233ZM236 90V89H235ZM246 90L247 91H249L247 88H246ZM253 90H251V91H253ZM260 90L259 91H257L258 92V94H262V95H260V96H262V98H264V96H263V93H260ZM69 91V90H68ZM75 91H76V89H75ZM92 91H94V90H92ZM108 91V92H109ZM157 91V90H156ZM162 91V90H161ZM160 91V92H161ZM163 91H164V89H163ZM177 91V92H176ZM204 91V90H203ZM240 91H241V89H240ZM246 91V92H247ZM119 92V91H118ZM144 92H146V93H144ZM160 92H158V93H160ZM165 92V91H164ZM166 92V93H167ZM169 92H171L172 93V90H170ZM198 92H199V90H198ZM210 92V91H209ZM228 92V91H227ZM232 92H234V91H232ZM245 92V93H246ZM250 92V91H249ZM248 92V93H249ZM254 92H250V94H252V95H254L255 93ZM256 92V93H257ZM261 92H263V91H261ZM77 93V92H76ZM93 93V92H92ZM98 93H99V91H98ZM98 93H96L98 96H101V97H103V96H105V95H103L102 96V94H104V93H102L101 95H100V93L98 94ZM111 92H109V94H110ZM112 93H114V91H112ZM121 93V92H120ZM120 93H118V95L120 94ZM153 95L152 96H150V97H152V98H154L155 97V95H154V93L153 92H151ZM156 94H157V92H155ZM195 93H196V91H195ZM200 93V92H199ZM216 93V92H215ZM230 93V92H229ZM235 93V92H234ZM237 93V92H236ZM70 94V93H69ZM94 94V93H93ZM115 94H117V93H115ZM114 94V95H115ZM122 95H123V93H121ZM201 94H203L204 96H202L203 98L205 97V95L206 94H204V93H202V91H201ZM201 94H200V96H201ZM214 94V93H213ZM228 93H226L225 95H227ZM247 94V93H246ZM250 94H248L247 96L248 97H246L245 99H247V100H249L248 98H249V96H250ZM71 95V94H70ZM95 95V94H94ZM113 95V94H112ZM173 96H175L174 95V92H173V94H172ZM171 95V97L173 98V96ZM176 95H179V94H176ZM196 95H197V93H196ZM195 94H194V96H196ZM224 95V94H223ZM234 95V94H233ZM251 95V96H252ZM120 96V95H119ZM142 96V97H143ZM148 96V97H149ZM154 96V97H153ZM168 96L170 97V95L168 94ZM193 96V97H194ZM199 96V94H198V96H196V97H200ZM207 96V95H206ZM256 97H257V94L255 95ZM255 96H254V98H255ZM100 97V98H101ZM149 97V98H150ZM170 97V98H171ZM177 97H179V96H177ZM177 97H175L176 98V100H179ZM195 97V98H196ZM224 97V96H223ZM236 97H237V95H236ZM242 97H244V96H242ZM259 97V96H258ZM258 97H257V99H258ZM99 98V97H98ZM97 98V99H98ZM103 98V99H104ZM152 98H150V99H152ZM175 98H174V103H175ZM194 98V99H195ZM203 98H202V101L204 102L203 104H205L206 102H208V101H206V100H203ZM206 98H208V97H206ZM211 98V97H210ZM216 98V97H215ZM239 98V97H238ZM241 98V97H240ZM251 98V97H250ZM261 98V99H262ZM103 99H101L102 101H103ZM115 99V98H114ZM133 99H134V97H133ZM132 99V100H133ZM169 99V98H168ZM197 100L199 99V98H196ZM212 99V98H211ZM256 99V100H257ZM260 99V98H259ZM113 100V99H112ZM116 100H118V99H116ZM171 100V99H170ZM169 100V101H170ZM252 100V98L250 99V101ZM119 101V100H118ZM135 100H133V101H129V103L131 102L132 104V106L135 104V102H134ZM206 101V102H205ZM224 101V100H223ZM222 101V102H223ZM228 101V100H227ZM227 101H225V102H227ZM255 101V100H254ZM126 102V101H125ZM155 102H157V101H155ZM158 102H159V100H158ZM157 102V103H158ZM167 101H165L164 102V104H166V106L165 107H170V104H167L166 103ZM173 102V101H172ZM179 102V101H178ZM178 102H176L178 105H180ZM215 102V101H214ZM241 102V101H240ZM248 103H249V101H247ZM252 103H253V101H251ZM261 102V101H260ZM101 103V102H100ZM152 103V104H151ZM162 103V102H161ZM169 103V102H168ZM175 103V104H176ZM247 103V104H248ZM258 103H259V101H257V105H258ZM263 103H264V99H263ZM127 104V103H126ZM156 104V103H155ZM207 104V103H206ZM218 104H220V103H218ZM160 105V103H158L157 105H156V107L155 108H157V109H161L160 107H162V106H159ZM168 105V106H167ZM171 105H172V103H171ZM174 105V104H173ZM178 105H176V106H178ZM208 105V104H207ZM221 105V104H220ZM224 105V104H223ZM249 105V104H248ZM260 105V104H259ZM258 105V108L259 107H261L262 106V104L259 106ZM45 106V105H44ZM47 106V105H46ZM45 106V108H48V107H46ZM61 106V105H60ZM65 106H67V104H65ZM73 106V107H72ZM124 106H126L125 104H124ZM123 106V107H124ZM128 106H130L129 104H128ZM127 106V107H128ZM175 106V105H174ZM175 106V107H176ZM188 106V107H187ZM193 106H194V109H195V112H193L192 113V111H194L192 108H193ZM197 106V107H196ZM244 106V105H243ZM256 106V105H255ZM50 107V106H49ZM70 107H72V108H70ZM75 107H76V110H73V109H75ZM134 107V106H133ZM132 107V108H133ZM137 107V106H136ZM135 107V108H136ZM172 107V106H171ZM203 107H204V105H203ZM205 107H207V106H205ZM228 107H229V105H228ZM242 107V106H241ZM250 107H251V104H250ZM44 108V109H45ZM57 108V107H56ZM60 108V107H59ZM89 108V109H88ZM125 108V107H124ZM123 108V110H126V109H128V108H126V109H124ZM131 107H129V109H130ZM135 108H133L134 110H136ZM168 108H166V109H168ZM202 108V107H201ZM208 108V107H207ZM231 108V107H230ZM246 108V107H245ZM248 109H249V107H247ZM253 108V107H252ZM256 108H257V106H256ZM263 108H264V105H263ZM262 107H261V110L263 109ZM70 109H72L71 110V112H70ZM83 109H84V111H83ZM86 109V110H85ZM128 109V110H129ZM153 109H152V112H153ZM163 109V108H162ZM171 109H170V111H171ZM238 109V108H237ZM43 110V109H42ZM46 110H48V109H45V111ZM52 110V109H51ZM54 110V109H53ZM56 110H59V109H56ZM55 110V111H56ZM87 110H89L90 111V113H92L93 112V114L94 113H100L101 114V117H103L102 119H100L101 117L99 116V115H96L97 116V118H93L91 121H93V123L91 122V121H88L89 119H91V118H89L90 117V113H87V112H89V111H87ZM116 110H117V108H116ZM138 110V109H137ZM169 110V109H168ZM184 110H185V112H184ZM245 109H244V107H243V110H241V111H244ZM251 110V109H250ZM264 110V109H263ZM49 111V110H48ZM48 111H46V112H48ZM60 111V110H59ZM85 111H87V112H85ZM133 111V110H132ZM132 111L130 112V113H132ZM161 111V110H160ZM165 111V110H164ZM162 112V113H164V115H166L165 114V112ZM196 111H198V114H197V112ZM229 112L230 114H231V116L229 117V113H226V112ZM237 111V110H236ZM260 111V110H259ZM46 112H42L41 114H45ZM60 112H62V110L60 111ZM115 112H118V111H115ZM134 112V111H133ZM183 112H184V114H183ZM51 113V112H50ZM103 113V114H104ZM113 113V114H112ZM140 113V112H139ZM166 113H167V115H166V117L168 116V112L166 111ZM173 113V112H172ZM191 113V114H190ZM195 113V114H194ZM229 114V115H225V114ZM239 113V112H238ZM245 113V112H244ZM247 113V112H246ZM47 114V113H46ZM63 114V113H62ZM63 114V115H64ZM73 114V113H72ZM84 114H89V117H87L86 115H85V117H86V119H84L85 117L83 116ZM93 114H91V117H92V115ZM106 114V115H107ZM108 114V116L107 117H109L110 115ZM134 114L135 115H137L138 114V111L135 113L134 112ZM159 114H161V113H159ZM169 114H171L170 112H169ZM49 114H47V116H48ZM54 115V113H52V116ZM56 115H58V114H56ZM61 115V114H60ZM62 115V116H63ZM79 115V116H78ZM80 115H82V117L80 116ZM127 116H128V114H126ZM130 115V114H129ZM131 115H133V114H131ZM135 115H134V117H135ZM162 115V114H161ZM160 115V116H161ZM191 115H193V116H191ZM225 115V116H224ZM245 115V114H244ZM262 115V116H261ZM40 116V117H39ZM46 116V115H45ZM95 115H93V117H94ZM113 116L110 118V120L111 119H113ZM146 116V115H145ZM151 116V115H150ZM157 116H159V115H157ZM159 116V117H160ZM175 116V115H174ZM173 116V117H174ZM188 116V117H187ZM249 116H251L250 114H249ZM49 117V116H48ZM64 117H62V118H64ZM99 117V118H98ZM122 117H123V115H122ZM123 117V118H124ZM135 117V118H136ZM158 117V118H159ZM163 117H165V116H163L162 115V118ZM187 117V119H186V122H185V118ZM192 117H194V119L192 118ZM234 117H236V116H234ZM241 117V116H240ZM42 118V117H41ZM65 118L63 119V120H65ZM87 118H89L88 120H87ZM157 118V119H158ZM162 118H160V119H162ZM189 118V119H188ZM190 118H192V120L190 119ZM238 118V117H237ZM50 119V118H49ZM49 119L47 118V122L49 121ZM72 119V120H71ZM105 119H107L106 117L103 119L104 121H106ZM132 119V118H131ZM176 119V118H175ZM235 119V118H234ZM239 119V118H238ZM79 120V121H78ZM82 120H81V122H82ZM108 120H109V118H108ZM107 120V121H108ZM109 120V121H110ZM120 120H122L121 118H120ZM140 120H142V119H140ZM188 120H190L188 123H187V121ZM66 121V123L65 124H67V120H65ZM108 121V122H109ZM131 121H133V120H131ZM130 121V122H131ZM136 121V120H135ZM137 121H139V120H137ZM137 121H136V123H137ZM151 121V122H150ZM236 120H234V122H235ZM238 122L240 121V120H237ZM244 121V120H243ZM245 121H246V119H245ZM41 122V121H40ZM70 122H72V123H70ZM90 122H91V124H95V126L94 127H90ZM107 122V123H108ZM134 122V121H133ZM140 122V121H139ZM145 122H143V124H145ZM148 122H147V125H148V128H147V126H146V124H145V128H147V130L149 129V124H148ZM154 122V121H153ZM242 122V121H241ZM247 122V121H246ZM87 123V124H86ZM136 123H134V125L136 124ZM166 123L167 124H170V125H166ZM228 123H232V124H229V126H230V128H228ZM236 123V122H235ZM248 123V122H247ZM46 123H44V125H45ZM53 126H55L54 124H53V122L51 123ZM64 124V125H65ZM133 124V123H132ZM138 124H140V125H142V121H141V123H137V125ZM241 124V123H240ZM250 124V123H249ZM260 124H261V126H260ZM46 125H50V123L48 124H46ZM93 125H91V126H93ZM99 125V127H100V129L101 130H98L99 129V127H97ZM238 125V124H237ZM236 125V126H237ZM39 126V125H38ZM48 126H45V127H48ZM53 126H50V127H52V128H57L58 127V125L56 126V127H53ZM68 125H66L65 127H67ZM128 126H130V127H128ZM235 126V125H234ZM245 126V125H244ZM44 127V131L43 132H45V131H47V130H49L48 128H50V127H48L47 128V130H45L46 128ZM136 127V126H135ZM139 127V126H138ZM138 127H136L135 129H138V131L140 130ZM161 127V128H160ZM165 127H168V128H166L165 129ZM241 127H243V125L241 126ZM241 127H237L238 129L240 128L241 129ZM95 128H98L97 130L99 131L98 133L99 134H101L100 132L103 130L104 131V134H103V136L105 135L107 138H108V141H107V139H106V141L104 140V142L102 143L103 145H101V147H100V144L101 143H99V142H102V139H105V137H103V138H101V139H99V138H96L95 136L93 137V136H90L94 131H96V133H97V130H93V129H95ZM133 129H134V127H132ZM131 128V129H132ZM140 128H141V130H143L142 132H144V134H146L145 133V131H144V129L140 126ZM151 128V127H150ZM235 128V127H234ZM244 128V127H243ZM242 128V129H243ZM40 129V128H39ZM59 129V128H58ZM134 129V130H135ZM230 131H229V130ZM236 129V128H235ZM235 129H233V130H235ZM239 129V130H240ZM53 130V129H52ZM90 130H92V131H90ZM146 130V129H145ZM152 130V129H151ZM151 130H150V132L149 133H151ZM245 131H246V129H244ZM42 131V130H41ZM54 131H57V130H54ZM116 133H115V132ZM136 132H137V130H135ZM135 131H133V133L135 132ZM149 131V130H148ZM148 131H146L147 133H148ZM227 131H229L230 133L227 135L226 133H228ZM263 131V132H262ZM40 132V131H39ZM92 132V133H91ZM136 132H135V135H136ZM140 132V131H139ZM237 132H238V130H237ZM261 132L263 133V134H261ZM91 133V134H90ZM95 133V134H96ZM97 133V134H98ZM103 133V132H102ZM109 133H112V132H109ZM109 133H107V134H109ZM149 133H148V135H149ZM240 133V132H239ZM238 133V134H239ZM94 134V133H93ZM92 134V135H93ZM96 134V135H97ZM141 135H143V133H140ZM210 135V137L209 138H211V141H212V143L214 144V143H216V145H218L219 143H220V141H221V139H219L220 141H218V138L217 137H221L222 138V141L224 140V142H225V139H229V141H226L225 143L223 142V145L221 144H219L218 146H219V148H215V147H218V146H216L215 145V147L213 146V148L214 149H212L211 150V156H210V154H209V152H210V148L208 147L207 149H209V152H208V150L205 152V155H206V159L207 158H213V159H210V160H213V163H209L210 165H208L207 164V166L208 167H204V166H202V167H200V168H198V164H196V160L197 159H199L198 158V156L199 155H201V154H204V150H202V152L203 153H201V147H200V149H199V147H198V150L200 151V153L201 154H199V151L196 153L198 156H197V158L195 157L196 155H195V153L193 154V155H191V159L190 160H193V161H191L192 163H188L189 162V160L187 159V161L185 160V162H187L188 164H191V166H192V168L190 169V168H188L189 167V165L187 164V163H185V162H183L184 161V158L183 157H185V155L186 154H184V156L182 157V159H183V161H181L182 163H183V166H184V168H185V165L184 164H186V170L185 171H187L188 169V171L187 172H189V171H191V170H194L193 168H196V166H197V168L199 169V172L198 173H194V175H192L191 174V178L192 179H190L189 177H187V178H189V180H191L192 181V183H194L193 184V186L191 187L190 185H192V184H188L189 186L187 187V189H185V191H187V192H185L184 191V189H182L183 187L181 186V176L185 173V171H184V169H183V166L181 167V164H180V162H179V164H177V165H179L181 168H182V170H183V172H182V170H180L182 173V175L180 174V171L178 170V169H180L178 166H176V163H173V162H175V161H173V160H171V158H172V156H173V154H171V152L170 151H172L174 148H173V146L174 145H176V144H179V145H182L183 143L185 144V143H187V142H196V143H193V144H190V146L191 145H193V147L195 146L194 144H196V145H199L198 143L200 142V141H202V144L203 143H205L206 145H207V143L206 142H203L204 141V139H205V137H206V141L208 142L209 140H207V135ZM217 134H221L220 136L219 135H217ZM233 135V138L231 137L232 135ZM58 135L56 136V139H55V137H54V143L55 142H57L58 143V145L61 143V142H59V140L57 139V137H58ZM117 135H116V137H117ZM139 135V133L137 134V136ZM141 135H139L138 137V139H146L147 141H148V137L146 136V135H143V136H146V137H144V138H142L141 137ZM234 135H237L236 137H234ZM43 136V135H42ZM98 136V135H97ZM102 136V135H101ZM126 136V137H125ZM150 136V137H151ZM217 136V137H216ZM100 137V136H99ZM115 136L114 137H112V138H116ZM141 137V138H140ZM226 137V138H225ZM247 137H248V141L246 140L247 139ZM117 138V139H118ZM119 138V139H120ZM152 138H150V140L152 139ZM208 138V139H209ZM230 138H232L233 139V141H234V143L233 142H231L230 143ZM44 139V138H43ZM117 139H115L116 141H117ZM137 139V138H136ZM135 139V140H136ZM52 140V141H53ZM56 140V141H55ZM69 140L71 141V142H69ZM98 140H100L99 142H98ZM121 140V139H120ZM143 140H142V142L139 144V146H143L144 145V142H145V140H144V142H143ZM149 140V141H150ZM247 141V142H245V141ZM52 141H50L51 142V144H53V142ZM62 141V142H63ZM114 141V139H112V141L111 142H113ZM122 140H121V142H123ZM148 141V142H149ZM217 141V142H216ZM50 142L48 143L49 145H50ZM115 142V141H114ZM117 142H120V141H117ZM117 142H115L116 144H117ZM120 142V143H121ZM125 142V141H124ZM137 142V140L134 142V143H136ZM140 142V140H138V142L137 143H139ZM148 142H147V144H145V145H148ZM219 142V143H218ZM43 143V145L44 146H40V144H42ZM45 143H46V146H45ZM57 143H56V145H57ZM64 143V142H63ZM136 143V144H137ZM143 143V144H142ZM209 143H210V141H209ZM212 143H210V144H208L209 146H211V144ZM232 143H233V145H232ZM119 144V143H118ZM127 144V143H126ZM125 144V145H126ZM129 144V145H130ZM172 144H174V145H172ZM183 144V145H184ZM245 144H246V146H245ZM48 145V146H49ZM54 145V144H53ZM56 145H54V146H56ZM57 145V147H55L56 149H52V150H48V148L46 149V150H48L49 152H52V151H54L53 153H47L46 151V153L48 154V159L50 160V158H51V155L52 154H54L55 155V152L56 151H58V152H60V151H62V150H60L62 147H60V146H58ZM61 145H63L62 143H61ZM114 145V144H113ZM121 146L123 145V143H121L120 144ZM119 145V146H120ZM182 145V146H183ZM186 146H187V144H185ZM201 145V144H200ZM204 145V144H203ZM246 147H244V146ZM247 145H248V147H247ZM39 146H40V148L41 147H44L42 150H40V148H39ZM54 146H52L51 145V148L52 147H54ZM103 146V147H104ZM111 146H112V143H111ZM120 146V147H121ZM137 146H138V144H137ZM169 146H171V148L169 147ZM182 146H178V147H181L182 148ZM185 146V147H186ZM202 146V145H201ZM241 146H243V148L241 147ZM59 147H60V149H59ZM64 147V146H63ZM85 147H87L88 148V150H85V151H89V156H91V158H92V156L94 155L95 156V158H96V161H95V158H94V160H92L91 158V160L89 159L88 160V162L86 163V161H87V159L89 158V157H85L84 155L85 154H83V150H84V148ZM166 147V148H165ZM168 147H169V149H171V150H169L168 149ZM178 147L177 146H175V148H177V150H179L178 149ZM184 147V146H183ZM212 147V146H211ZM106 148V149H107ZM117 148V149H116ZM144 148H145V146H144ZM143 148V149H144ZM180 148V149H181ZM187 148V151H189L188 149H190L191 148V151H190V153L192 152V146L189 148V146H187L186 147ZM204 148V147H203ZM202 148V149H203ZM59 149V150H58ZM63 149V148H62ZM64 149H63V151H64ZM105 149V150H106ZM131 149H133V151H131ZM138 149H140V148H138ZM137 149V150H138ZM143 149L141 148V150L143 151ZM150 149V150H151ZM194 149H196L195 147H194ZM193 149V151L195 152V150ZM124 150L126 151V154H129V152H130V154H131V156H133L134 158H136V159H133L134 161V163H135V160H136V163L135 164H133V163H128L129 161H131V160H129V161H127L126 162V160H128V156L126 155V154H124L125 152H124ZM141 150L140 151H135V152H139L138 154H142V153H140L141 152ZM166 150H167V152H166ZM177 150H175L174 149V151H172V153L174 152V154L176 153V155H174L176 158H175V160H176V162L177 161H179V160H181V159H179V158H181V157H179L178 158V155L179 154H177ZM205 150H206V148H205ZM62 151V152H63ZM69 151H68V153H69ZM107 151V150H106ZM165 151V152H164ZM181 151H184V149L182 148V150H180V152ZM196 151H197V149H196ZM44 152V151H43ZM66 152H63V153H66ZM134 152V153H135ZM147 152V153H146ZM169 152H170V154L171 155H169ZM179 151H178V153H180ZM208 152V153H207ZM240 152V153H239ZM42 153V152H41ZM91 153V154H90ZM163 153H167L166 154V156H165V154H163ZM185 153H189V152H185ZM193 153V152H192ZM46 154V155H47ZM50 154V155H49ZM57 154H59V153H56V157H57ZM74 154V155H73ZM93 154V155H92ZM130 154H129V157H131L130 156ZM137 154V153H136ZM135 154V155H136ZM145 154H147V155H145ZM181 155H183V153H180ZM207 154H209V156L207 157ZM238 154H240L241 155V157H239L238 156ZM59 155H61V153L59 154ZM65 155H67V153L66 154H64V157H65ZM70 155V154H69ZM116 156H117V154H115ZM118 155V156H119ZM189 155V154H188ZM188 155H187V157H188ZM195 155V156H194ZM205 155H202V157H204ZM39 156V157H38ZM53 156V155H52ZM138 156V155H137ZM167 156H169L168 158L169 159H167L166 157ZM171 156V157H170ZM46 157V156H45ZM56 157L54 158V156L52 157V160L54 159V161H55V159H56ZM86 158V160L84 159V158ZM122 157V158H121ZM132 157V158H133ZM186 157V158H187ZM189 157H190V155H189ZM196 158V160L194 159V158ZM65 158H68V155H67V157H65ZM82 158H83V160L85 161L84 163H83V160H82ZM131 158V159H132ZM138 158V159H137ZM185 158V159H186ZM47 159V160H48ZM119 160L118 162H117V160ZM165 159H167V160H171V161H168V163L169 162H172L173 164H167V165H169L170 167L172 166V165H174L175 164V166L177 167V169L173 166V168H175L176 169V173H175V175H176V177L175 178H171V177H173L174 175L172 174L173 172H175V169H173V172H171L172 170L171 169H168L169 168V166L167 167L166 165H165V163L167 162H165ZM173 159H174V157H173ZM51 160V161H52ZM208 160V159H207ZM206 160V161H207ZM80 161H82L81 163H80ZM199 161H200V159H199ZM201 161H202V159H201ZM209 161V160H208ZM60 162V161H59ZM61 162H63V161H61ZM60 162V163H61ZM70 162H71V164H70ZM132 162V161H131ZM210 162V161H209ZM242 162L244 163L243 164V167L241 168V170H240V168H239V171L238 170H236L235 168H236V166H237V169H238V164H240L241 163V165H242ZM51 163V162H50ZM55 163H56V161H55ZM58 163V162H57ZM82 163L84 164V165H82ZM178 163V162H177ZM203 163H204V161H203ZM194 166H193V165ZM200 164V163H199ZM231 164H232V166H231ZM234 164H236L235 166H234ZM202 165H204V164H202ZM188 166V167H187ZM234 166V167H233ZM172 168V167H171ZM198 169H196V170H198ZM177 170H178V172H177ZM48 173H50V174H48V176H49V178H45L44 176L45 175H47V172ZM195 171V170H194ZM43 172H45L46 174L45 175H43L44 173ZM171 172V173H170ZM192 172V171H191ZM190 172V173H191ZM41 173H43L42 175H43V178L41 177ZM177 173H179V174H177ZM193 173V172H192ZM170 174V175H169ZM51 175H54L55 176V178L53 177V176H51ZM173 175V176H172ZM186 175V174H185ZM189 175V174H188ZM169 176V177H168ZM184 176V175H183ZM50 177L52 178V179H50ZM42 178V179H41ZM53 178L55 179V181H57L58 182V184L56 185L55 184V182H54V180H53ZM187 182H189V183H191L190 181H188L187 180ZM88 184H90V185H92L91 187V189H90V186L88 185ZM64 185V186H63ZM85 185V186H84ZM83 186V187H82ZM186 186V185H185ZM54 187H55V191H54ZM60 187H61V189H60ZM63 187V188H62ZM191 187V188H190ZM79 188H81V190L79 189ZM185 188V187H184ZM190 188V189H189ZM45 189H47L48 191H46ZM57 189V190H56ZM97 189H99V190H97ZM41 190H45L46 192H52L51 194L53 195V193L57 196V195H59V196H57V200L55 201L56 203H53V201L55 200V199H53V201H52V199L50 200V201H48V202H52L51 204H46L47 205V208H46V210H45V206H43L47 201H46V199H44L46 202H44V203H41V201L39 200V199H41L42 200V196L43 195H45V194H43L45 191H41ZM92 190V191H91ZM101 190V191H102ZM43 192V193H41V194H43L42 196H41V194L39 193V192ZM60 191H61V193H60ZM78 192V193H77ZM90 192H92V194L90 193ZM100 192V191H99ZM185 194H184V193ZM196 192H198V193H196ZM48 193L46 194V195H48ZM76 193V194H75ZM196 195H194V194ZM39 194H40V198L38 199V197H39ZM50 194V196L51 197H55V196H52ZM92 195V197H91V195ZM98 194H100V195H103L104 194V191L102 192V194H101V192L100 193H98ZM115 194V195H114ZM198 194V195H197ZM95 195V194H94ZM183 195V196H182ZM98 196V195H97ZM109 196H111V197H109ZM74 197V196H73ZM77 197V196H76ZM79 197L80 196H78L77 198L79 199ZM94 197H96V196H94ZM98 197H101V196H98ZM190 197L191 196H189V199H190ZM191 197V198H192ZM213 197V198H214ZM44 198V197H43ZM46 198H47V200H48V198H50L49 196H46ZM62 198H64V200L62 201ZM81 199H79V200H81L82 201V197H80ZM194 198H192L193 200H195ZM207 198V197H206ZM65 199H68V200H65ZM75 199V198H74ZM73 199V201L74 202H76V200H74ZM84 199V198H83ZM96 199V198H95ZM191 199V203H193V200ZM202 199V198H201ZM208 199V198H207ZM217 199H216V202H217ZM72 200V199H71ZM233 200V201H232ZM38 201H40L39 203H38V205L41 203V205L44 207V209L43 210H45V211H47V213L45 212V214H43L42 213V215H41V213L39 212V209L40 208H38V206H37V202ZM43 201V200H42ZM61 201H62V203H63V205H62V203H61ZM78 201V200H77ZM80 201V203L81 204H78V206H75V205H72V204H70V206L71 207H77V213H79L80 214V216L82 217L83 216V214H82V209H81V207H82V205L83 206H85L84 204H83V202H81ZM96 201V200H95ZM190 201V200H189ZM202 201V200H201ZM200 201V202H201ZM206 201H208V200H206ZM241 201V202H240ZM72 202V201H71ZM105 202H107V201H105ZM185 202H188V199H187V201H185ZM198 202V201H197ZM224 201H222V203H223ZM226 202V201H225ZM225 202L223 203V204H225ZM239 202V203H238ZM128 204L127 205V207L129 206V205H131V207H130V210L133 212V213H131V211L130 210H128L129 208H127L126 206H124V205H126V204ZM207 203V202H206ZM215 203V202H214ZM220 203V205L222 204L221 203V201H219L218 202V204ZM56 204V205H55ZM74 204H76L77 205V203H74ZM185 204V205H184ZM188 204V203H187ZM189 204H190V202H189ZM196 204V203H195ZM209 204V203H208ZM228 204V203H227ZM40 205V206H41ZM79 205H81V207L79 206ZM194 204H192V206H193ZM203 205V204H202ZM202 205H200V206H202ZM229 205V204H228ZM69 206V207H70ZM151 206V207H150ZM188 206V205H187ZM190 206V205H189ZM192 206H191V208L190 209H192ZM218 206V205H217ZM216 206V209L218 208ZM67 207V208H66ZM73 207V209H75ZM62 208V209H61ZM83 208V207H82ZM125 208H126V211H125ZM189 208V207H188ZM223 208V207H222ZM228 208V207H227ZM48 209V210H47ZM65 209H67V210H65ZM73 209H72V211L71 212H73ZM224 209H226V208H224ZM224 209H221V210H224ZM42 210V211H43ZM71 209H69V211H70ZM83 210L85 211V207L83 208ZM150 210H152V209H150ZM207 210V209H206ZM209 210V209H208ZM211 211H212V209H210ZM215 210V209H214ZM76 211V210H75ZM88 211V210H87ZM90 211V210H89ZM126 213H128L129 212V216L130 217H127L126 215H125V212ZM143 211V212H142ZM147 211V210H146ZM154 211V209L152 210V212ZM220 211V210H219ZM86 212V211H85ZM96 212V213H97ZM150 212V211H149ZM152 212H151V214H152ZM155 212V213H156ZM202 212V211H201ZM206 212V211H205ZM221 212V211H220ZM67 213H68V215H67ZM98 213H97V216H98ZM90 214H92V212L90 213ZM92 214V215H93ZM146 213H143V215H141V214H139V215H137V216H139V218H140V215L141 216H144ZM147 214H148V212H147ZM146 214V215H147ZM187 214H188V210H187ZM200 214V213H199ZM96 215V214H95ZM153 215H154V217L156 216V214H154V212H153ZM157 215V216H158ZM186 215V214H185ZM212 215V214H211ZM211 215H209L210 216V218H211ZM40 216H42V218H39ZM68 216V217H67ZM76 216V215H75ZM80 216H78L77 215V217L78 218H81ZM84 216H86V214H84ZM84 216L82 217L83 218V220H85L84 219ZM88 216V215H87ZM94 216V215H93ZM125 216H126V218H125ZM148 216V215H147ZM157 216H156V218H157ZM203 216V215H202ZM205 216V215H204ZM203 216V217H204ZM206 216H208V214L206 213ZM212 216H214V215H212ZM0 217V218H1ZM77 217H76V219H77ZM90 217H91V215H90ZM95 217V216H94ZM102 217H104V218H102ZM148 217H150V216H148ZM201 217V216H200ZM199 217V218H200ZM203 217H202V219H203ZM75 218V217H74ZM134 218H136V219H134L136 222H137V224H135L134 226L135 227H132V228H135V229H138V228H136L137 227V225L139 226V224L140 223H138V219H137V217H134ZM143 218V217H142ZM186 218V217H185ZM216 218V217H215ZM95 219H96V217H95ZM145 219V218H144ZM146 219H148V218H146ZM146 219H145V221H146ZM154 219V218H153ZM208 219H209V217H208ZM206 220V218L204 219L205 220V222H210V220ZM80 220H82V219H80ZM129 220V219H128ZM133 220V221H134ZM142 219L140 218V221H141ZM155 220V219H154ZM200 220V219H199ZM199 220L197 221V222H199ZM219 220H221V219H219ZM12 221V223H9V224H7L8 222H11ZM74 221H75V219H74ZM77 221V220H76ZM88 221V222H89ZM184 221V220H183ZM215 221V220H214ZM112 222H114V223H112ZM130 222V221H129ZM132 222V221H131ZM155 222H156V220H155ZM202 222V221H201ZM208 222V223H209ZM80 223H81V226L79 225H76L77 227H82V223H83V225H84V223H86V222H82V221H80ZM105 223V222H104ZM106 223H107V221H106ZM135 223V222H134ZM133 223V224H134ZM142 223V222H141ZM147 223V222H146ZM186 223V222H185ZM194 223V222H193ZM200 223V222H199ZM213 223V222H212ZM64 224V225H63ZM88 225L90 224V223H87ZM110 224V223H109ZM108 224V225H109ZM122 224H123V226H122ZM131 224V223H130ZM148 224V223H147ZM191 224H192V222H191ZM196 224V223H195ZM64 226V227H61V226ZM74 225V226H75ZM88 225H84V226H87V228H88ZM98 225V224H97ZM97 225H94V226H96V228H97ZM99 225H98V227H99ZM107 225V224H106ZM108 225L106 226V230L108 231L109 229H110V227L112 228V226L113 225H110L109 226V228L107 229V227H108ZM117 225V226H118ZM143 226H144V223L142 224ZM149 225V224H148ZM187 225V224H186ZM189 225V224H188ZM198 225V224H197ZM197 225L196 226H194V227H196L197 228ZM208 225V224H207ZM206 225V226H207ZM83 226V227H84ZM105 226V224H103L102 225V227L103 228H105L104 227ZM116 225H115V227L116 228H121L120 226H118L117 227ZM145 226H146V224H145ZM211 226V225H210ZM37 227H38V229H42L41 231L39 230H37ZM42 227V228H41ZM149 227V226H148ZM147 227V228H148ZM151 227V226H150ZM185 227H187V229L188 228H191V227H188V226H185ZM193 227V228H194ZM215 227V226H214ZM76 228V227H75ZM75 228H74V230H75ZM99 228H101V227H99ZM99 228H97V229H99ZM129 228V229H128ZM140 228H142V226H141V224H140ZM192 228V229H193ZM0 229V230H1ZM65 229H68V228H65ZM83 229V228H82ZM86 229V228H85ZM89 229V228H88ZM91 229H94V228H91ZM90 229V233H92V230ZM97 229H95V230H97ZM115 229V228H114ZM148 229H150V228H148ZM216 229V228H215ZM214 229V230H215ZM219 229V228H218ZM15 230H17V232H15ZM73 230V231H74ZM77 230H79V229H77ZM110 230H112L113 231V229H110ZM123 231L122 232H124V229H122ZM133 230V229H132ZM142 230V229H141ZM144 230V229H143ZM143 230H142V232H143ZM152 230H150V231H152ZM36 231L40 234V236L38 235V233H36ZM72 230H71V228H70V232H71ZM72 231V232H73ZM81 231V230H80ZM80 231H79V233H80ZM82 231H87V230H82ZM104 231V230H103ZM103 231H99V230H97L96 232H100V233H102ZM121 230H119L118 232H120ZM126 231V230H125ZM138 232H139V230H137ZM0 232V234H2ZM42 232V233H41ZM117 232V231H116ZM115 232V233H116ZM117 232V233H118ZM127 232V231H126ZM123 233V236H124V238H125V236L126 235H124V234H127V233ZM130 233L132 232V231H129ZM128 232V233H129ZM136 232V231H135ZM134 231L132 232V233H135ZM141 232V231H140ZM146 232V233H147ZM17 233V234H16ZM95 233V231H93V233H92V235ZM99 233V234H100ZM105 233V232H104ZM108 233H111V231L110 232H108ZM115 233H114V231H113V234H114V236L116 237V235H115ZM116 233V234H117ZM129 233V234H130ZM137 233V232H136ZM192 233V232H191ZM59 236H58V235ZM73 234V233H72ZM82 234V233H81ZM98 233H97V235H99ZM103 234V233H102ZM121 233H118V235H120ZM64 235V234H63ZM97 235H94V237L96 236V237H98ZM111 235H112V233H111ZM118 235H117V237H118ZM133 235V234H132ZM131 235V236H132ZM135 236L137 235V234H134ZM150 235H148V236H150ZM38 236L42 239H39V240H41V241H43L41 244H43V247H41V244H40V246H39V244L37 243L38 242ZM81 236V235H80ZM83 236H85L84 234H83ZM100 236V235H99ZM113 236V235H112ZM122 236V237H123ZM130 236V235H129ZM140 236V235H139ZM186 236V235H185ZM190 236V235H189ZM212 236V235H211ZM75 237V238H74ZM115 237H113V238H115ZM121 237V238H122ZM128 237V236H127ZM145 237V236H144ZM210 237V236H209ZM209 237H207L208 239H209ZM0 238H1V235H0ZM22 238V239H23ZM67 238V239H66ZM100 238V237H99ZM98 238V239H99ZM102 238V239H101ZM101 240H103V239H105V238H103L102 236H101ZM108 238V236L106 235V239ZM109 238H111V237H109ZM108 238V239H109ZM119 238H120V236H119ZM120 238V239H121ZM123 238V239H124ZM132 238V237H131ZM138 238V237H137ZM147 238V237H146ZM185 238V237H184ZM22 239H21V241H22ZM96 240H97V238H95ZM107 239V240H108ZM126 239H128V238H126ZM133 239V238H132ZM131 239V241H134V239L132 240ZM193 239V238H192ZM212 239H213V237H212ZM137 240V239H136ZM146 240V239H145ZM188 240H189V238L187 239V243H188ZM20 241V242H21ZM24 241H26V240H24ZM23 241V242H24ZM40 241V242H41ZM95 241V240H94ZM100 241V240H99ZM105 241V240H104ZM118 241H120L119 239H118ZM148 241H150V242H148ZM4 242H1V243H4ZM39 242V243H40ZM109 242V241H108ZM121 242H122V239H121ZM121 242H118V244L119 243H121ZM0 243V245H2ZM10 243H9V245L8 246H10ZM94 243H96V242H94ZM97 243H98V241H97ZM102 243H104V242H102ZM106 243V242H105ZM104 243V244H105ZM131 243V242H130ZM135 243V242H134ZM136 243H138V242H136ZM135 243V244H136ZM215 243H217V244H215ZM14 244H12L13 246H12V249L13 248H17V247H21L19 244H16L17 245V247L14 245ZM90 244V243H89ZM112 244V243H111ZM123 244V243H122ZM126 244V243H125ZM133 244V243H132ZM143 244V243H142ZM205 244H204V248L203 249H205V247L208 245H206L205 246ZM240 245V246H237V247H240L241 249H244L246 246H252V245H254L255 246V250H258V251H256V253H255V255H257L258 253H259V257H257V256H255L254 254V256L256 257H254V259H249V260H244V259H241L240 257L238 258V259H236L238 262H236V261H234V259H235V257L233 258L232 257V253L230 252V246L231 245ZM4 245H6V242H5V244ZM19 245V246H18ZM88 245V244H87ZM95 245V244H94ZM99 243H98V247H99ZM113 245V244H112ZM127 245V244H126ZM210 245H208L209 247H207L208 249L210 248ZM15 246V247H14ZM96 246V245H95ZM103 246V245H102ZM120 246V244L117 246V247H119ZM124 247H126L125 245H123ZM128 246V245H127ZM132 246V245H131ZM141 246V245H140ZM244 247V248H242V247ZM253 246V247H254ZM4 247V246H3ZM6 247V246H5ZM27 247H28V244H27ZM79 247H81V248H79ZM213 247V248H214ZM216 247V248H217ZM9 249H10V247H8ZM6 249V248H4V249H6V251L8 250V254L10 253V251L12 252V250L10 249ZM19 248H17V249H14V250H17V251H19ZM22 248V247H21ZM84 248V247H83ZM95 247H93V249H94ZM131 248L132 247H130L129 248V250H128V252H131L132 250H131ZM141 248H142V250H141ZM189 248H191V247H189ZM239 248V249H240ZM257 248V249H256ZM113 249H115L116 250V246L113 248ZM122 249H124V248H122ZM133 249V248H132ZM201 249H202V247H201ZM208 249L206 250L208 253H209V251H208ZM215 249V248H214ZM214 249H212V250H214ZM220 249H221V251H220ZM240 249V250H241ZM2 250V249H1ZM0 250V252H3V253H1L0 255H1V257L0 258H3L2 256V254H4V250H2L1 251ZM13 250V251H14ZM21 250V249H20ZM118 250H119V248H118ZM117 250V251H118ZM125 250H126V248H125ZM21 251H23V250H21ZM99 251V250H98ZM123 251V250H122ZM200 251V250H199ZM203 251V250H202ZM206 251H205V254H208V253H206ZM216 250H214V252H215ZM116 252V251H115ZM128 253V252H125V251H123V252H121V251H118V253ZM258 252V253H257ZM118 253H116V254H118ZM132 253V252H131ZM198 253H200V252H198ZM92 254V255H91ZM97 254V253H96ZM125 254L124 255H122V256H124V257H126V258H124V259H129L130 258V256L131 257H134L135 255L133 254V255H129V258H127V256H125ZM129 254V253H128ZM215 254V255H214ZM13 255V256H12ZM197 255V254H196ZM199 255V254H198ZM201 255H202V253H201ZM10 256V257H9ZM206 255H204V252H203V258L205 257ZM237 256H239V255H237ZM5 257H4V259H5ZM99 257V256H98ZM104 257V256H103ZM198 257H202V256H198ZM197 257V259H196V261L199 259ZM194 258H196V257H194ZM207 258V259H208ZM257 258H259L258 260H256ZM4 259H3V261H4ZM121 259H123V258H121ZM135 259V258H134ZM201 259V258H200ZM6 259H5V261H4V264L6 263L7 264V262H9V261H7ZM114 260V261H113ZM126 260H122L123 262H125ZM130 260V259H129ZM136 260H132V262H133V264H135V261ZM203 260V259H202ZM252 260H254V261H252ZM256 260V261H255ZM0 261L3 263V261L0 259ZM131 261V260H130ZM196 261H194L195 262V264H196ZM204 261H206V260H203V262ZM114 262V263H113ZM120 263H121V261H119ZM119 262H117V263H119ZM122 262V263H123ZM198 262H200L201 263V260H198ZM202 262V264H204ZM208 262H206V264L208 263ZM2 263H0V264H2ZM126 263V262H125ZM127 263H128V261H127ZM126 263V264H127ZM188 263V262H187ZM124 264V263H123ZM209 264V263H208Z\"/></svg>", "mask_w": 264, "mask_h": 264}, {"label": "rangeland", "instance_id": "2", "mask_svg": "<svg viewBox=\"0 0 264 264\" xmlns=\"http://www.w3.org/2000/svg\"><path fill=\"white\" fill-rule=\"evenodd\" d=\"M10 0H4V2H2V1H0V5L2 6H0V10H2V11H7L8 9H9V7H10V9H12L11 11V13H15V10L17 9V8H19L21 5H19L18 3H16V2H18V1H16V0H12L11 2H13L12 3V5L14 4V2L16 3V6H17V8L15 9V10H13L14 8L13 7H16V6H12V8H11V6H7L6 5V2H8V3H10L11 4V2H9ZM24 2H22V3H24L26 6L27 5H33V6H35V7H37L36 6V4L34 5V4H31L32 2L31 1H29V0H23ZM26 1H29L30 3L29 4H26L27 2ZM53 1V3H54V0H51V2ZM58 1V3H54V5H57L56 7H55V9H54V5L52 4V8H50V9H48V10H50V11H54V12H56V9H58V11L55 13V16L56 17H62V19L60 18V19H56V17L54 16V12H52V16L50 15L49 17L51 18L52 17V22L54 23V21L55 20H57V21H55V22H57V23H52V22H50V19H48L49 20V22H50V24L52 23V25L53 26H55L56 27V25H57V29L60 31V29H61V31L63 30V32L61 33V31L59 32H56L57 31V29H53V26H51L50 24H49V22H48V20H47V13H48V11H46L45 10V14L43 15V16H41L40 18L42 19V18H44V16L46 17V19H45V21L44 20H42V21H44V23H43V25L45 24V23H47L45 26L47 27V25H50L51 27H52V29L51 28H48V30H46V27L44 26L43 28L45 29V30H43L42 28H41V26H40V23H39V21L38 20H41L40 18L38 19V20H36L35 22L39 25V29L40 30H42V31H47V32H43V34H41L42 32H38V34H39V38L41 39V38H43V40L45 41V39H46V41H45V43H48V41H50V38L52 39L53 37L55 38V39H57L59 42H62L63 40H68V44H71L70 45V48H69V50L67 51L66 50V48H62L61 46H55L56 47V49H58L57 51H55V52H53L52 50L53 49H55L54 48V45H51V43H50V46H49V44H46V46H49V48H46V46L44 47L43 45L41 46V43H39V44H37V45H39V46H41V47H44V48H41V49H43V50H45V51H43V50H41L40 48H38V47H36V46H34V47H36L35 49L36 50H34V51H32V49L31 50H29L30 48H29V46L28 47H26L28 44H26L27 42H25V41H23L24 39L23 38H28L29 36L27 35L26 36V34H30L31 32H32V30L34 31V29L36 28V26H37V28H38V25L36 24V23H34V17H35V15L33 14L32 15V13H33V11L34 10H36V8H34L33 6V8H32V12L30 11L31 10V8H28V7H26V9L28 8V10L31 12H29V14H30V17H32V16H34V17H32V18H30L29 20H31V19H33V22H31V21H29L28 20V22H30V24H31V27H30V25H29V23H27V24H24V23H26L27 21V18H28V16L29 15H27L26 13H28V12H25V11H27L26 9H24L23 7V9H21V10H25V11H22V13L23 14H21L22 16L23 15H25L24 16V18H22L23 19V21H24V19H25V17H27L26 19H25V21H24V23H22L23 21L22 20H17L16 21V19H17V17H18V19L20 18L21 19V15H17V16H15L16 17V19H13V20H15V21H13V22H11V24L13 25V23L14 22H17V24L19 25L20 23H22V24H24V25H26V26H21V25H19V26H21V28L22 27H24V28H22L21 30L24 32L25 31V29H26V31H25V34L22 32V34H24L25 36L23 37H19V35L21 36L22 34H20V33H18V32H20V27L18 26L17 28H18V30H17V28L15 29V30H17V32L15 31V30H13L11 27H13L12 25H10V19H11V21H12V14H9V10H8V17H9V15H11V17L10 18H6L5 17V19L6 20H3L2 19V17L4 18V16H7L6 14H4L5 12H2V11H0V16L1 15H3L2 17H1V19L3 20V22H5V21H7L6 23L9 25H6L5 23H0V27L1 28H3L4 26H7V28H9L10 27V29L11 30H13V31H11L10 29L8 30L9 32L8 33H10V31H11V33L12 34H8L7 32H6V34L8 35V36H11V38H13V37H15L14 36V34H15V32H16V34H19L18 36L16 35V37H19V39L18 38H16L15 39V42H12V41H14L13 39H11V40H9L10 38L9 37H7V39L8 40H6V39H4V38H1L2 36L1 35H3V37L5 36V34H3V33H5V32H2V34H0V43H1V45H3V46H6V48L5 47H2V46H0V71H2L3 70V68L2 67H5L7 70H9L10 69V71H12V70H16V68L19 66L20 67V70H19V67L17 68V70H19L20 71V73L22 72V70H24L23 72H25V75L26 76H24V77H26V79L27 80H29V81H31V82H33V83H35L36 85H38V87H39V92H38V95H39V99L41 100V101H39V107H38V111L39 112H46V111H48V112H46L47 114H49L48 116H47V114L45 113V114H41V113H39L40 114V116L42 117H40V118H38L40 121H39V123L37 124V129H38V133H40L39 135V137H40V139H42V142L43 141H46V143H47V146H46V143H45V148L44 147H41L40 148V146L42 145V146H44L43 145V143L42 144H40V146H39V148H40V150H42V151H39L38 150V155L41 157L42 155L41 154H44L45 156H42L41 158H39V161H40V159H44V163H46L45 162V159H46V161L48 162V164H54V165H59V164H61V165H63L64 163H65V165H68L69 164V161H70V157H71V159H72V161L74 160L75 161V159H73L74 158V156H73V158H72V156H71V151H69L68 149L69 148H71V146H67V145H69V144H67L66 145V147L68 148L67 149V152L65 151V144H66V142H65V140L67 139L66 137L67 136H69L68 135V133H71V132H73V131H71L70 129H74L77 125L79 126V124H83L84 126H85V122H87V121H85V120H82L81 118H79V117H77L79 120H80V122H79V124H77V120H72V122H74L75 121V123H76V126H75V123L74 124H72V125H74L75 127L74 128H72V125H70V124H68L69 122L68 121H70V120H68V119H66L67 117H66V115H68V118H69V116L71 115H74V111L73 112H71V110L72 109H70V112H71V114L69 113V112H67L68 110L66 109L67 107H69V104L67 103V101H68V99H69V96H74L77 100H80L81 101V103H82V106L83 107H89V106H94L95 104H97V102L95 103V104H93L95 101H92V100H94L95 98H96V100L99 102V104H104L105 103V106H106V108H107V110L108 111H106V109H105V112H106V114H107V112H110V111H112V107H114L115 108V106H116V108H117V110H116V108L115 109H113V113L116 115L117 114V118L122 114L123 115V117L124 116H126V118H128L129 116H130V118H128V120H126L125 119V117L123 118L122 117V115L120 116V118L122 119V120H120V118H118V124H120L119 122H121V121H123L124 119L126 120V121H123L124 123H122V124H124V127H127V126H125V122H128L127 124L129 125V124H131L130 126H132V127H134V129L136 128V127H138L140 130V132L138 131V129H135V130H137V132L132 128V127H130V126H128V127H130V131L131 130H133V131H135L136 132V135H135V132L133 133V131L131 132V136H132V134L134 135V136H136L135 137V139L137 140V142H138V140H140V142L139 143H137L138 144V146H137V144L136 143H134L136 140L135 139H133V140H131L132 141V143L133 144H135V146L133 145H131L127 140H128V136H129V138H132V137H130V132L128 131L129 130V128H128V130H127V128H124V127H121V126H123L122 124L121 125H118V124H113L116 120H117V118H116V120H114V116H113V119H111L110 120V118L112 117L111 116V114H109L110 116L109 117H107L108 116V114L106 115L104 112H102L101 114L102 115H104L107 119H105L106 121H104L103 119L105 118L104 116V118L103 117H101V114L99 115L97 112L96 113H94L93 114V112L92 113H90V111L89 110H87V111H89V112H87V111H85V112H87V113H90V117H89V114L87 115V114H84L83 116L85 117V115L87 116V117H89V118H91V119H89V118H87V120L88 121H91L93 118H97V116L96 115H99L101 118L100 119H102V121L103 122H105L104 124H105V127L108 129L109 128V130H111L112 128L110 127V126H114V130H115V127L118 125L119 126V128L118 129H120V131L119 130H115L116 132H118L119 131V133H121L124 129L126 130V132L128 131L129 133V135H126L125 137H126V140H124L123 141V138L124 137H119L123 142H121V140L118 138V136H120V135H125L124 133H121L120 135H117V133L116 134H114L113 136H112V134H113V129L111 130V131H108V132H106V134L105 135H107L108 137H109V135H110V137L109 138H111V139H109V140H111L112 141V139H114V141L115 142H117V141H120L121 143H123V145L121 146L120 144V142H117V144L113 141V142H111L110 141V145L108 146L107 145V143L106 142H104V140L106 141V139H107V141H108V138L104 135L103 136V134H104V131L102 130L100 133L101 134H99L98 132V130H101L100 129V127H99V125L97 126V127H99V129L98 128H95V129H93V130H97V133H96V131H92V130H90V131H92L91 133L93 134H91L90 136H95L96 138H99V139H101V138H103V137H105V139H102V142H99L100 140H98V142L99 143H101L100 144V147H101V145H103L102 143L104 142V144H106V146H102L101 147V149H103V151L106 153V154H109L108 153V151H109V148H107V147H110L111 149H112V147H115V145L117 146L118 145V147L119 148H123V149H126L127 148V145L128 146H132L131 148H133L134 147V149H135V147H137V149L138 148H140V149H135L134 150V152L135 151H140L141 150V148L143 149L144 148V146H145V148L143 149V151L141 150V152L140 153H142L141 155L140 154H138L139 152H132L131 154H133L135 157H140L141 159H139V160H137V161H144L145 159H143V158H146V156H144V151H145V149L147 150L151 145V141L153 140V141H155L153 138H154V135L153 136H151L150 134H152L153 133V127H155L154 125L156 124V123H158L160 120V124H157V125H159V126H161L162 128L165 126V123H164V125L162 124L164 121H163V119L164 120H166L167 118H170L171 116H172V114H173V116L171 117V119H173V120H171V121H169L170 119H168V120H166V121H169V123L170 122H172V124H173V122H176L177 121V119L179 118V116L180 115H182V112H181V109L182 108H184L182 105H184L189 99L188 98H190L191 97V94H192V98H190V100H189V102H190V104L191 103H193V104H191V105H197V104H194V103H196L197 101L198 102H200L199 104H198V107H197V109H199V107H200V109L198 110L199 112H200V110L202 109L203 111H204V109L206 110V112L208 111V109L209 110H212V108H213V106H222L223 108H228V109H225L226 111H228L229 109L231 110V112L233 113V118L231 117L230 118V120L229 121H231V119H233L232 121V123H234V125H233V128H230V126H229V124H232V123H228V128H230V132H234L235 131V134H237V135H234V137H236L237 136V138H239V135L240 134H242V135H240V138L241 137H243V139H244V137L246 138V135L244 134L243 135V133H242V131L241 130H243L244 131V133L245 132H247V129L248 128H246V126L248 127L249 125L250 126H252L251 125V123H253V122H249L250 120H252V119H250V117L252 118V116L254 115H258V114H253V111L255 112L256 110H258V112L257 113H259V112H261V113H263V105H264V103H263V99L264 98H262V96H260V95H262V94H258V92L257 91H259L261 88H260V86H264L263 85V83H264V48H263V46H264V40H262V36H261V33L259 32V35H258V38L256 39V42H252L251 43V45H253V43H254V47L252 46V48H251V45H250V47H240L239 49H237L239 46H241V45H239L238 46V44L237 45H235L236 43H238V42H235V43H230V45H231V47H230V45L228 46V44H229V42H227L226 41V43L224 44L223 42L221 43V44H224L223 46H228L227 48H224V49H222L221 51L223 52V54H222V56H223V59L220 61V63L221 64H223V66H228V64L230 65V67H229V69L231 68V71L230 70H227L226 71V68H224L225 69V71L224 70H221L222 69V67L221 66H217L218 67V69H219V71H218V69H217V67H216V69H215V71H213V67L211 66V63L215 60L214 58V60L213 61H211L212 59H210L209 58V56L207 55V53L209 52V51H207L208 49H207V47H206V44H207V40L208 39H206V38H208V36H207V34H208V30H209V28L210 27H212L213 28V30H215V28L214 27H216V28H218V27H220L221 25H222V20L221 19H219L220 17H218V18H216L217 20H209L208 18H207V14L210 12V9H211V5H210V3L211 2H213V0H184V2H186L187 3V5H186V7L185 8H183V10H182V16H181V19H179L177 22H175L174 20H173V13H172V17H169L170 15H168L167 17H169L170 19L169 20H171V22H169V20L167 21L166 20V15L167 14H169V13H171V11H173L172 10V4L173 3H171V0H153L152 2L150 1H148V0H142V2H141V0L139 1V0H137L138 2L137 3H139V4H136L135 3V1H133L134 3H135V5H133L134 3H131V0L129 1V0H127V1H125V2H123L122 0H119V1H122L123 3H125V4H128L129 2L132 4H130L131 6H133V7H131V6H129L128 7V5H126L125 6V4L122 6V3L120 4V5H118V4H114V0H108L109 1V3H108V5H112V4H114V5H112V6H108V8H107V6L104 4V3H102V1L104 2V0H102L100 3H98V2H96V3H98V4H100V5H96V3H95V7L97 8V9H99V6L101 7L102 5L103 6H105V7H101L100 8V11L98 12V11H95V9H93L94 10V14H91L93 11H91V13H90V10H92L91 9V5L89 6V5H87L86 3V7L87 8H85L84 9V11L83 12H81L80 13V11H81V7L79 6L81 3H77L78 2V0H69V1H67V0H55V2H57ZM71 1V2H70ZM75 1H77V2H75ZM107 1V0H106ZM111 1V2H110ZM116 1V3H117V1L118 0H115ZM118 1V2H119ZM216 2H217V0H215ZM213 2V3H215V5H214V8H217V9H215L216 11H215V13L217 12L218 13V11H219V13H221V11H223L224 9H222L221 7H219L218 6V4H216V2ZM229 1H231V0H229ZM236 1H238V2H240V1H243V2H240L241 4H246V3H249V1L250 0H236ZM128 2V3H127ZM259 2H262V3H260V6L262 5H264V1H262V0H260ZM64 3V4H63ZM106 3V4H107ZM230 3H232V4H230L229 5V8H228V11L229 10H231V11H229V12H232L233 11V9H234V11H233V13L235 12V14L236 13H238L240 10V7H239V5H237V4H235V2H230ZM5 4V5H4ZM9 4V5H10ZM59 4V5H58ZM83 5H82V7L85 5L84 3H82ZM233 4H235L234 6H233ZM4 5V6H3ZM25 5H23L24 7H25ZM78 5V6H77ZM94 5V4H93ZM93 5H92V7H93ZM6 6V9L4 10V7ZM217 6V7H216ZM236 6H238V7H236ZM235 7V8H234ZM248 7V6H247ZM88 8H90V10H88L89 12L87 13V14H89V16L90 17H88L87 18V14L85 13V12H87V11H85V10H87ZM94 8V7H93ZM105 8L108 10H105ZM221 8V9H220ZM239 8V9H238ZM242 8H244L245 9V6L244 7H242ZM241 8V9H242ZM52 9V10H51ZM104 9V11H101V10H103ZM258 6H249L246 10H252L253 11V13H255V12H257L258 11ZM82 10H83V8H82ZM221 10V11H220ZM238 10V11H237ZM14 11V12H13ZM17 11H20V10H16V12ZM123 12L124 11V13L126 14L127 12L129 13V15H127V17H126V15H124L123 14V16H125L127 19L125 20V19H123V18H125V17H123L122 19L125 21H120V20H122L121 19V15L122 14H120L119 12ZM237 11V12H236ZM242 11V10H241ZM241 11H240V13H241ZM251 11V12H252ZM25 12V13H24ZM35 12V11H34ZM47 12V13H46ZM95 12H96V14H95ZM98 12V13H97ZM121 12V13H122ZM139 12L141 13H144L143 15H144V18H146V19H144V18H141V16L143 17V15H141V14H139ZM2 13V14H1ZM83 13V14H82ZM127 13V14H128ZM216 13V16H218L219 15V13L217 14ZM35 14H36V12H35ZM48 14H50V13H48ZM62 14H64V15H62ZM80 14H82V15H80ZM138 14V15H137ZM146 14V15H145ZM239 14V13H238ZM238 14H236V15H238ZM14 15H16V13L14 14ZM13 15V16H14ZM83 15H87L86 16V18L85 17H83ZM117 16L116 18H112V16ZM131 15H133L134 17H136V15L138 16L137 17V19L136 18H134L133 16H131ZM156 19H154L152 16ZM19 16H21V17H19ZM67 17L66 19H70L69 21L71 22V24H69V22H67L68 20H65V18L64 17ZM121 16V17H120ZM128 16H131V17H128ZM146 16V17H145ZM206 16V17H205ZM14 17V18H15ZM48 17V18H49ZM55 17V18H54ZM72 17V18H71ZM109 17H111V18H109ZM120 17V18H119ZM166 17V18H165ZM35 18H38L37 16L35 17ZM89 18H92L91 20H89ZM118 18V19H117ZM129 18H131V19H129ZM153 18V19H152ZM1 19H0V22H2L1 21ZM66 21H64V20ZM84 19H86V20H84ZM111 21H113L114 19H116V20H114V23H109L110 22V20ZM120 19V20H119ZM135 19H136V21H135ZM141 19L143 20V21H141ZM151 19V20H150ZM168 19V18H167ZM63 20V21H62ZM75 20H77L76 21V23L78 24H84V22L86 21L87 23H85L84 24V26H87L85 29H84V26H82L81 28L85 31V33L87 34V36H85L86 34L84 33V31L82 32V31H80V32H78L76 29H80L81 30V28H79L78 26H80V25H78L77 27H76V25L74 26L73 25V22L75 23ZM118 20H119V23H117L116 24V22H118ZM146 20V21H145ZM155 20V21H154ZM172 20H173V22H172ZM195 20V22H193ZM206 20H207V22H206ZM22 21V22H21ZM61 21H62V23H61ZM109 21V22H108ZM128 21H129V23H128ZM132 21V22H131ZM134 21H135V24H134ZM151 21H153V22H155V24H153V22H151ZM159 21V22H158ZM165 21V22H164ZM60 22V25L58 24ZM144 24H143V23ZM158 22V23H157ZM162 22V23H161ZM206 22V23H205ZM211 22H213V23H211ZM32 23H34V24H36V26H35V28L34 29H31V28H33L34 26V24L32 25ZM65 23L67 24V25H71L70 27H68V26H66L65 25ZM107 23V24H106ZM109 23V24H108ZM121 23V24H120ZM128 25H126V24ZM132 23V24H131ZM145 23H146V25H145ZM157 23V24H156ZM166 24V26H165V24ZM205 23V24H204ZM210 23H211V26H209L210 25ZM220 23H221V25H220ZM3 24V25H2ZM5 24V25H4ZM15 24V23H14ZM114 24V25H113ZM120 24V25H119ZM123 24V25H122ZM125 24V25H124ZM163 24V25H162ZM199 24V25H198ZM204 24V25H203ZM215 24V25H214ZM62 25V26H61ZM65 25V26H64ZM117 25V26H116ZM131 27H130V26ZM140 25V26H139ZM143 25V26H142ZM148 25V26H147ZM154 25V26H153ZM174 25V26H173ZM214 27H213V26ZM220 25V26H219ZM16 26V25H15ZM60 26H61V28H60ZM72 26H74V27H72ZM112 26H114V27H112ZM120 28H119V27ZM137 26V27H136ZM145 26V27H144ZM152 26V27H151ZM156 26H162V28H164V31L166 32H161L160 33V30H159V32L156 30L157 28H156ZM176 26V27H175ZM179 26V28L181 27L182 29H183V33H184V36H182L183 37V42L185 43V44H183L181 41H182V39L180 40V41H178L177 42V40H176V42H175V44L173 45V47L171 48V50L170 49H168L167 47H163V46H161L160 45V43L159 42H163V36H164V33H165V36L167 35V32L169 33V31H171L172 30V33L174 32V30H175V28H177ZM196 26H198V28H199V30H201V31H199L198 30V28L196 27ZM26 27H30V30L31 31H29V32H27V30L29 29V28H26ZM54 27V28H55ZM60 29H59V28ZM65 27H68V28H65ZM72 27V29H70ZM117 27V28H116ZM129 27V28H128ZM138 27H140V28H138ZM153 27H155V28H153ZM6 28V27H5ZM7 28L5 29V30H3V31H7ZM15 28V27H14ZM63 28H65V29H63ZM88 28V29H87ZM90 28V29H89ZM131 28V29H130ZM143 28H146V29H143ZM170 28H172V29H170ZM39 29H37L38 31H40ZM67 29V30H66ZM76 31H75V30ZM124 29V30H123ZM129 29V30H128ZM148 29L150 30V31H148ZM167 29V30H166ZM37 30L35 29V31L37 32ZM52 30V31H51ZM135 31V32H133V31ZM142 32H141V31ZM143 30H146V31H143ZM169 30V31H168ZM196 30V31H195ZM198 30V31H197ZM49 31H51V32H49ZM53 31H55V33L53 32ZM152 31H153V33H152ZM156 31H157V33H156ZM194 31V32H193ZM203 31H204V33H203ZM216 31H218V30H216ZM216 31H215V33H216ZM13 32H14V34H13ZM27 32V33H26ZM36 32H33V36L35 35V36H38V34L36 33ZM72 32V33H71ZM78 32V33H77ZM145 32H146V34H148V37L146 36V34H145ZM149 32V33H148ZM196 32V33H195ZM202 34H200V33ZM0 33H1V31H0ZM61 33V34H60ZM77 33V34H76ZM79 33H81V34H79ZM134 33V35H132ZM136 33H138V36H137V34ZM160 33V34H159ZM163 33V34H162ZM172 33H169L168 34V36H171V34ZM32 34V33H31ZM80 36H85V38H87V39H85L86 40V42L84 41H81V40H79L80 39V37H79V35ZM124 34V35H123ZM143 35L142 37H147V40H146V38L144 39H141V40H139V38L138 37H140L141 38V36L140 35ZM174 34V33H173ZM172 34V35H173ZM196 34H198V35H196ZM206 34V35H205ZM219 31L216 33V37L218 38V37H220L219 35ZM263 34H264V32H263ZM262 34V35H263ZM12 35H13V37H12ZM41 35H43L44 37H42ZM155 35V36H154ZM158 35V36H157ZM161 35H163V36H161ZM218 35V36H217ZM32 36V35H31ZM41 36V37H40ZM45 36H46V38H45ZM77 36V37H76ZM119 36V38L118 39H124V37H126V39H128V38H132V39H135V41H136V43H137V39L139 40V41H142V42H146V44L145 45H147L145 48L143 47H139L138 45H140V44H142V43H139V41H138V45H136V43H135V46H137V48L136 49H138V51H135L136 52V55H141V53H137V52H141L142 51V53H143V51L145 52V50H143V49H146V52H149V55H148V57H146L147 55L145 54V53H143V54H145L144 56H143V54H142V57H144V58H146V60H144V61H147V60H149L150 59V62L149 63H147V62H145V63H147L146 64V68L144 67L145 65H144V61L142 60V59H144V58H142L141 56H139L140 58H142L141 60H142V62H143V64H142V62L140 63L139 61H138V59H140V58H138V56H136L134 53L135 52H133L132 54H134V56L135 57H137L136 58V60H137V62H139V63H137L136 62V60L135 59H133V57H132V60L134 61L135 60V62H136V66L134 67V65H135V62H133L132 60L128 63V64H132V65H129L130 67H134V69L137 67V68H139V66H140V68H141V64H142V66H143V68H145L146 69V71L147 72H149L150 74H148V73H146V75L145 74H143V75H145L144 77H146V76H150V79H149V77H148V79H149V83L147 82L146 83V81H145V78H143V76H142V74L140 73V68L139 69H137L136 68V70L135 71H137V72H134V74H136V73H138V75L136 74L135 75V77H134V75H133V77L136 79V77H139V80H140V82L139 83H144L145 82V87L144 86H142V85H144V84H138V83H136V80L133 78L132 80H135V81H133L134 82V85L133 86H136L137 84L139 85V88L140 89H142V91L139 89H133V86H132V88L129 86L128 87V85L126 84L125 85V83L123 84L122 82H124V81H119V79H121L120 77H117V79H116V81H115V79L114 80H112L111 79V77L113 76H111V75H108L109 77H107V73H104V72H106V71H104V70H107L108 71V74H110L111 72H112V68L110 67V66H112L111 64H109L108 63V66H109V69L111 70H108V68L106 67V65H104V67H106V68H103V67H100L101 69H102V71H103V75H105L106 74V76H103L102 77V79H104L105 80V77H106V80H107V78H110V80L108 79V81H110L111 83H113L114 85H115V87H114V85H113V87H114V89L115 88H117V92H115V90H112V91H114V93H112V91H109V88H106V86L108 85V83H107V81H106V84H104L105 86L103 87L104 88V91H105V88L106 89H108V91L109 92H111L110 94H109V92L108 91H106V93H104V91H102L103 89H102V87L98 84V86H100V87H98V86H96L97 84H95L97 81V79L95 78V76H91L92 75V72H91V68L86 64V66L87 67H82V63L83 62H85L86 61V53L88 52L90 55H93V53H95L94 52V50L98 47L97 46V43H101L102 41L103 42H108V41H110L111 39H117V37ZM120 36H124V37H121L120 38ZM136 36V37H135ZM167 36V37H168ZM179 36H181V35H179ZM178 36V37H179ZM205 36H206V38H205ZM47 37L49 38V40L47 41ZM61 37H62V39H61ZM69 37V38H68ZM75 37L77 38V39H75ZM78 37H79V39H78ZM83 37H81L82 39H83ZM128 37V38H127ZM135 37V38H134ZM158 39H157V38ZM202 37H203V39H202ZM45 38V39H44ZM53 38V39H54ZM64 38V39H63ZM200 38V39H199ZM3 39V40H2ZM21 39H23L22 41H21ZM54 39V40H55ZM161 39V40H160ZM163 39V40H162ZM71 40V41H70ZM76 40H78V41H76ZM144 40V41H143ZM166 40V39H165ZM164 40V41H165ZM197 40H198V42L200 41V43H196L197 42ZM203 40V41H202ZM221 40V39H220ZM219 40V38L217 39V42H221V41H224V40H221L220 41ZM258 40V41H257ZM190 42V43H186V42ZM70 42H72V43H74L73 45H72V43H70ZM148 42V43H147ZM161 42V43H162ZM203 42H205L204 44H203ZM44 43V44H45ZM83 43H85V44H83ZM178 43V44H177ZM202 43V44H201ZM255 43H256V45H255ZM53 44V43H52ZM149 44V45H148ZM188 44V45H187ZM199 44H200V47H199ZM258 44V45H257ZM74 45H77L78 46V48H77V46H74ZM85 45V46H84ZM143 45H144V43H143ZM184 47V48H182V50L184 49L185 51H187V53L189 54V55H191L192 54V52L193 51H195L196 52V57H191V58H189L188 56H183V55H185L184 53L182 54V53H179V51L181 50L180 48L182 47V46ZM186 46V48H185V46ZM204 45V46H203ZM232 45H235V46H232ZM52 46V47H51ZM69 46V45H68ZM74 46V47H73ZM160 46L161 47H163V49L161 48V50H163V51H165L164 53L162 52V51H160ZM176 46H178V47H176ZM202 46V47H201ZM238 46V47H237ZM257 46V47H256ZM33 47V48H34ZM59 47V48H58ZM141 49H139V48ZM180 47V48H179ZM206 48V50L204 51L205 53H206V55L205 54H203V51L202 50H204L205 48ZM256 47V48H255ZM29 48V49H28ZM37 48H38V50H37ZM52 48V50H48V49H51ZM76 48V49H75ZM83 48H86V50H87V52H85L84 50H83ZM134 48V50H136ZM164 48H166V49H168V50H164ZM176 48V49H175ZM177 48L179 49V51H177ZM230 48V49H229ZM250 48V49H249ZM255 48V49H254ZM40 49V50H39ZM55 49V50H56ZM62 49L63 50H66V52H68V53H66V52H64V51H62ZM68 49V48H67ZM73 51H72V50ZM172 49H174V51L176 52H178V53H175ZM48 50V51H47ZM78 50V51H77ZM183 50V51H184ZM256 50V52H254ZM51 51V52H50ZM69 51H71V52H69ZM75 51V52H74ZM159 51L160 52H162V53H159ZM183 51H181V52H183ZM202 51V52H201ZM247 51V52H246ZM251 51V52H250ZM258 51V52H257ZM14 52H15V54H14ZM31 54H30V53ZM47 52H50V53H47ZM198 52H200L199 54H198ZM224 52H225V54H224ZM227 52V53H226ZM253 52V53H252ZM72 53V54H71ZM74 53V54H73ZM202 53V54H201ZM257 53V54H256ZM13 54L15 55V57H14V59H12V56H13ZM19 54H21L22 55V57H21V55H20V57H21V61L19 62L18 61V64L16 63V61H15V63H13V61L14 60H18V59H20V58H17L18 56H19ZM67 54V55H66ZM77 54H78V56H77ZM148 54V53H147ZM161 54V55H160ZM178 54V55H177ZM180 54H182L181 56H180ZM219 54V51H218V53H217V55ZM250 54V55H249ZM256 56H255V55ZM16 55H17V57H16ZM76 55V56H75ZM89 55V56H90ZM162 55H165V56H163L162 57ZM221 55V54H220ZM236 55V56H235ZM254 55V56H253ZM75 56V57H74ZM131 56H133V55H131ZM175 56H177V57H175ZM208 56V57H207ZM222 56H221V58H222ZM240 56V57H239ZM249 56V57H248ZM11 57V58H10ZM70 57L72 58V57H74V58H76V59H74V58H72V59H70ZM134 57V58H135ZM175 57V58H174ZM189 59H188V58ZM204 59H203V58ZM217 57V56H216ZM215 57V58H216ZM15 58H17V59H15ZM148 58V59H147ZM162 58V59H161ZM163 58H164V60H163ZM174 60H173V59ZM177 58V59H176ZM179 58H180V60H179ZM197 58V59H196ZM210 59V61L209 60H206V59ZM220 58V59H221ZM232 58V59H231ZM248 58H249V60H248ZM253 60H252V59ZM256 58V59H255ZM10 59L11 60H13L12 62H9V63H7L8 61H10ZM201 59V60H200ZM259 59V60H258ZM262 59V60H261ZM173 60V61H172ZM177 60V61H176ZM178 60H179V62H178ZM203 60V61H202ZM225 60V61H224ZM228 60V61H227ZM230 60V61H229ZM246 60V61H245ZM68 61V62H67ZM174 61H175V63H174ZM206 61H209V62H211L209 65L211 66H209L208 65V62H206ZM251 61H253V62H251ZM79 62V64L80 65H78V66H76V67H74L73 68V64L75 63H78ZM203 62V63H202ZM224 62V63H223ZM11 63V65H15V66H13V67H11V66H7V65H5V64H10ZM35 63V64H34ZM72 63V64H71ZM257 63H259V64H257ZM263 63V64H262ZM17 64V65H16ZM36 65L37 67H34V65ZM82 64V65H81ZM139 64V65H138ZM149 64V65H148ZM225 64V65H224ZM5 65V66H4ZM138 65V66H137ZM147 65L148 66H150V69H151V71H149V70H147L148 68H147ZM198 65V66H197ZM202 67H205V68H202ZM209 66V67H206V66ZM17 66V67H16ZM101 66H103V65H101ZM162 66V68H160ZM172 66V67H171ZM177 66V67H176ZM196 66V67H195ZM9 69H8V68ZM14 67H16V68H14ZM70 67V68H69ZM201 67V68H200ZM220 67H221V69H220ZM254 67V68H253ZM2 68V69H1ZM14 68V69H13ZM68 68V69H67ZM143 68L141 69V71L142 72H146L145 70L143 71ZM169 68V69H168ZM172 68V69H171ZM211 70H210V69ZM250 68V69H249ZM163 69V70H162ZM166 69L168 70V71H166ZM203 69L205 70V72H203ZM207 69H209V70H207ZM228 69V68H227ZM245 69V70H244ZM254 69V70H253ZM259 69V70H258ZM198 70H200L201 72H203L204 74H202L200 71H198ZM5 71V69L1 72V73H3ZM134 71V70H133ZM178 71V72H177ZM220 71H223V72H220ZM229 71V72H228ZM250 71V72H249ZM254 71V72H253ZM263 71V72H262ZM5 72H7V71H5ZM174 72V73H173ZM210 72V73H209ZM212 72V73H211ZM213 72H215V73H213ZM219 73V74H217V73ZM224 72H226V73H224ZM259 72V73H258ZM0 73V74H1ZM116 72H114V74H115ZM140 73V74H139ZM196 73H201L200 75H195ZM208 73V74H207ZM228 73V74H227ZM111 74H113V72L111 73ZM148 74V75H147ZM173 74H175V75H173ZM212 74V75H211ZM225 74V75H224ZM254 76H253V75ZM22 75H23V73H22ZM178 75V76H177ZM215 75L217 76L216 77V79H215ZM248 75V76H247ZM261 75L263 76V77H261ZM111 76V77H110ZM115 76H117V75H115ZM197 76V77H196ZM221 76V77H220ZM223 76H225V77H223ZM229 77V78H227V77ZM252 76L253 78L256 76V78L257 79H254L253 81H252V79L253 78H251V81L249 82V80H250V77ZM141 77V78H140ZM177 77V78H176ZM202 77V78H201ZM73 78H75V81L73 80ZM92 78H95V80H93ZM114 78V77H113ZM116 78V77H115ZM172 78V79H171ZM176 78V79H175ZM181 78V79H180ZM203 79V80H201V79ZM246 78V79H245ZM248 78H249V80H248ZM144 81H143V80ZM169 79H171V80H169ZM178 79V80H177ZM180 79V80H179ZM195 81H194V80ZM200 79V80H199ZM93 80V81H92ZM112 80V81H111ZM146 80H147V77H146ZM191 80V81H190ZM194 82H193V81ZM216 80H217V82H216ZM221 80V81H220ZM234 80V81H233ZM238 80V81H237ZM257 80V81H256ZM116 82V84L114 83V82ZM181 81V82H180ZM184 81V82H183ZM201 81V82H200ZM203 81V82H202ZM205 81V82H204ZM213 81V82H212ZM219 81V82H218ZM255 81V82H254ZM5 82V81H4ZM94 82V83H93ZM151 82V83H150ZM152 82H154V83H156L155 85H156V87H154V88H156L155 89V91H153L154 90V88L152 89L151 88V84L153 85L154 83H152ZM163 82V83H162ZM172 84V86H174V89H175V86L176 87H178L177 89H175V90H177L178 91V93H175V91L173 90V87L171 86V84ZM176 82H178V83H176ZM192 82V83H191ZM197 82V83H196ZM207 82V83H206ZM261 82V83H260ZM97 83H99V82H97ZM105 83V82H104ZM118 83V84H117ZM120 83V84H119ZM160 83V84H159ZM165 83L167 84V86L165 85ZM199 83L201 84V86L199 85ZM214 83V84H213ZM223 83V84H222ZM250 83H253L254 84V86H253V84H250ZM259 83V84H258ZM125 85L126 87H124L123 85ZM147 84H148V86H150V88L152 89V91L150 90V88L147 86ZM168 84H170L169 85V87H168ZM196 84H198L197 86H195ZM218 84V85H217ZM220 84L222 85L221 87H220ZM118 85V86H117ZM137 85V86H138ZM140 85L142 86V88L140 87ZM154 85V86H155ZM158 85V86H157ZM165 85V86H164ZM208 85V86H207ZM224 85V86H223ZM226 85H227V87H226ZM242 86V87H239V86ZM247 85H250L251 87H255L256 88V86H258V85H260L259 87H257L256 88V90H255V92H254V90L253 89H255V88H251V90H253V91H251L250 90V86H247ZM135 87V88H138V87ZM149 88V90H145L146 92L148 91L149 92V94H150V96H152L153 94L151 93V92H153L154 93V95H155V97L154 98H152V97H150L148 94V96L150 97V98H152V99H150L147 95H145V98H146V96H147V99H149L150 101H149V104H150V102H152L153 103V105H154V109H156L157 111H159V112H157L156 110H155V112H157V115H163V116H165V117H163L162 118V115L159 117V116H157L156 114H154L155 112H154V109L152 108V106L153 105H147L146 103H148L146 100H143V99H145L144 98V94H143V87H144V89L145 88H147V87ZM159 86H161V88L159 87ZM233 86H234V88H233ZM236 86V87H235ZM246 86V87H245ZM70 87V88H69ZM72 87V88H71ZM75 87V88H74ZM95 87V88H94ZM99 88V90H98V88ZM153 87V86H152ZM162 87H163V89H164V91H163V89H162ZM164 87H168L167 89H168V92H167V90H165V88ZM170 87H172V88H170ZM196 87V88H195ZM208 87H209V89H208ZM220 87V88H219ZM224 87V88H223ZM239 87V88H238ZM249 87V88H248ZM69 88V89H68ZM120 88V89H119ZM147 88V89H148ZM202 88V89H201ZM204 88V89H203ZM213 88V89H212ZM222 88V89H221ZM242 88H244V89H242ZM246 88L252 93V92H254L255 94L254 95H252V94H250V92L249 91H247L246 90ZM70 89H72L71 90V92H70ZM75 89H76V91H75ZM102 89V90H101ZM158 89L161 91H158ZM172 90V93L171 92H169L170 90ZM234 89V90H233ZM236 89V90H235ZM240 89H241V91H240ZM69 90V91H68ZM92 90H94V91H92ZM99 91V93H100V95L102 94V93H104V94H102V96L103 95H105V94H107V97H109L110 98V96L109 95H111V96H113V100L110 98V99H108L107 98V100L109 101V100H111V101H114L115 102V106L113 105L112 106V104H114V102L113 103H109L108 101H104V100H106V98H104V97H106V95L105 96H103V97H101V96H98L96 93H98V91ZM101 90V91H100ZM157 90V91H156ZM198 90H199V92H198ZM204 90V91H203ZM119 91V92H118ZM176 91V92H177ZM195 91H196V93H197V95H196V93H195ZM201 91H202V93H204V94H206L205 95V97L203 98L202 96H204L203 94H201ZM210 91V92H209ZM228 91V92H227ZM232 91H234V92H232ZM247 91V92H246ZM261 91H263V92H261ZM77 92V93H76ZM95 94H93V93ZM102 92V93H101ZM123 93V95L121 94V93ZM146 92H144V93H146ZM155 92H157V94L155 93ZM158 92H160V93H158ZM167 92V93H166ZM173 92H174V95L175 96H173L172 94H173ZM216 92V93H215ZM230 92V93H229ZM237 92V93H236ZM247 94H246V93ZM249 92V93H248ZM257 92V93H256ZM71 95H70V94ZM98 93V94H99ZM115 93H117V94H115ZM118 93H120L119 95H118ZM214 93V94H213ZM226 93H228L227 95H225ZM260 93H263V96H264V87L262 88V90H260ZM113 94V95H112ZM115 94V95H114ZM168 94L170 95V97H171V95L173 96V98L171 97H169L168 96ZM176 94H179V95H176ZM190 95V97H188V95ZM194 94L196 95V96H198V94H199V96H200V94H201V96L200 97H196V96H194ZM224 94V95H223ZM234 94V95H233ZM248 94H250V96H249V100H247V99H245L246 97H248L247 95ZM257 94V97H258V99H257V97L255 96ZM236 95H237V97H236ZM252 95V96H251ZM96 96V97H95ZM143 96V97H142ZM177 96H179V97H177ZM194 96V97H193ZM224 96V97H223ZM242 96H244V97H242ZM254 96H255V98H254ZM95 97V98H94ZM99 97V98H98ZM101 97V98H100ZM133 97H134V99H133ZM175 97H177L179 100H176V98ZM199 98L198 100L196 99V98ZM206 97H208V98H206ZM212 99H211V98ZM216 97V98H215ZM239 97V98H238ZM241 97V98H240ZM252 98V100L251 101H253V103L250 101V99ZM98 98V99H97ZM104 98V99H103ZM115 98V99H114ZM169 98V99H168ZM174 98H175V103L176 102H178L180 105H178L177 103L175 104L174 103ZM195 98V99H194ZM202 98H203V100H206V101H208V102H206L205 104H203L204 102L202 101ZM260 98V99H259ZM262 98V99H261ZM101 99H103V101L101 100ZM116 99H118V100H116ZM135 100L134 102H135V104L132 106L131 104V102L129 103V101H133V100ZM171 99V100H170ZM191 99H193L194 101H196V102H194L193 100H191ZM257 99V100H256ZM158 100H159V102H158ZM170 100V101H169ZM185 100H187V101H185ZM224 100V101H223ZM228 100V101H227ZM255 100V101H254ZM126 101V102H125ZM155 101H157L158 103H160V105L159 106H162V107H160L161 109H157V108H155L156 107V105L158 104L157 102H155ZM165 101H167L166 103L167 104H170V107L168 108V107H165L166 106V104H164V102ZM173 101V102H172ZM215 101V102H214ZM223 101V102H222ZM225 101H227V102H225ZM241 101V102H240ZM247 101H249V103L247 102ZM257 101H259V103H258V105L260 104H262V110H261V107H259L258 108V105H257ZM261 101V102H260ZM68 102H70V101H68ZM162 102V103H161ZM169 102V103H168ZM185 102V103H184ZM189 102L188 103H186V105L187 104H189ZM107 103H108V105L110 106V104H111V108H108L107 107ZM127 103V104H126ZM151 103V104H152ZM156 103V104H155ZM171 103H172V105H171ZM181 103H183L182 105H181ZM218 103H220V104H218ZM249 105H248V104ZM65 104H67V106H65ZM124 104L126 105V106H124ZM128 104L130 105V106H128ZM176 106V105H178V106H174V105ZM189 104V105H190ZM224 104V105H223ZM250 104H251V107H250ZM46 107H48V108H45V106ZM61 105V106H60ZM71 105V104H70ZM145 105H147L148 107H147V110H150L149 109V107L151 108V110H150V112L149 111H146L145 109H144V107H145ZM186 105H184L185 106V108H186ZM190 105V106H191ZM203 105H204V107H203ZM228 105H229V107H228ZM244 105V106H243ZM257 106V108H256V106ZM259 105V106H260ZM50 106V107H49ZM125 108H124V107ZM128 106V107H127ZM137 106V107H136ZM168 106V105H167ZM172 106V107H171ZM205 106H207V107H205ZM211 106H212V108H211ZM242 106V107H241ZM57 107V108H56ZM60 107V108H59ZM73 107V106H72ZM72 107H70V108H72ZM129 107H131L130 109H129ZM135 108L136 110H134L133 108ZM176 109L177 108V111L179 110L178 108H180V107H182L181 109H180V112H179V114H178V112H175L176 114H178V115H176V114H174V111L175 110H173L174 108ZM188 107V106H187ZM202 107V108H201ZM231 107V108H230ZM243 107H244V111H241V110H243ZM246 107V108H245ZM247 107H249V109L247 108ZM253 107V108H252ZM48 109V110H46L45 111V109ZM123 108L124 109H126V108H128V109H126V110H123ZM146 108V107H145ZM163 108V109H162ZM166 108H168V109H166ZM171 108H173V109H171ZM184 108V109H185ZM238 108V109H237ZM43 109V110H42ZM52 109V110H51ZM54 109V110H53ZM56 109H59L60 111L62 110V112H60L59 110H56ZM89 109V108H88ZM109 109H111L110 111H109ZM138 109V110H137ZM139 109H141V111H143V109L145 110V115L139 110ZM152 109H153V112H152ZM170 109H171V111H170ZM194 111H192V113L193 112H195V109H194V106H193V108H192ZM196 109V110H197ZM251 109V110H250ZM56 110V111H55ZM73 110H76V107H75V109H73ZM86 110V109H85ZM136 113L137 111H138V114L137 115H135L134 114V112ZM161 110V111H160ZM165 110V111H164ZM186 110V109H185ZM185 110H184V112H185ZM202 110H201V112H202ZM229 110V111H230ZM237 110V111H236ZM65 113H69V114H64V112ZM83 111H84V109H83ZM115 111H118V112H115ZM132 111V113H130ZM165 112V114L167 115V113H166V111L168 112V116L166 117V115H164V113H162V112ZM182 111H183V109H182ZM198 111H196L197 112V114H198ZM225 111V112H226ZM51 112V113H50ZM140 112V113H139ZM146 112L147 113H150L149 115L148 114H146ZM169 112L171 113V114H169ZM173 112V113H172ZM184 112H183V114H184ZM239 112V113H238ZM245 112V113H244ZM247 112V113H246ZM52 113H54V115L52 116ZM64 115H63V114ZM73 113V114H72ZM104 113V114H103ZM112 113V114H113ZM154 114V117L155 118H153V120L151 119L153 116H152V114ZM159 113H161V114H159ZM211 112H209V114H210ZM226 113H229V112H226ZM231 113V114H232ZM256 113V112H255ZM56 114H58V115H56ZM61 114V115H60ZM91 114H93V115H95L94 117H93V115H92V117H91ZM126 114H128V116L126 115ZM130 114V115H129ZM131 114H133V115H131ZM141 114H143V116H144V119L147 117V115L150 117V118H148L147 117V119H151V123L152 124H154L155 122H156V120L158 121V122H156L153 126H152V124H150L148 121L149 120H146V122L145 121H143L144 119L143 118H140V119H142V120H140V119H138V115H140V117H142V115ZM191 114V113H190ZM195 114V113H194ZM207 114H208V112H207ZM207 115V116H209L210 117V115ZM225 114V113H224ZM230 114V113H229ZM229 114H225V115H229ZM231 114L229 115V117L231 116ZM245 114V115H244ZM249 114L251 115V116H249ZM46 115V116H45ZM63 115V116H62ZM134 115H135V117L136 116H138V117H134ZM151 115V116H150ZM171 115V116H170ZM224 115V116H225ZM259 115H260V113H259ZM258 115V116H259ZM66 118H65V117ZM70 116V117H71ZM79 116V115H78ZM81 117H82V115H80ZM191 116H193V115H191ZM234 116H236V117H234ZM241 116V117H240ZM254 116H253V119H254ZM262 116V115H261ZM62 117H64L65 118V120H67V124H65L66 123V121L65 120H63L64 118H62ZM159 117V118H158ZM188 117V116H187ZM187 117L185 118V122H186V119H187ZM239 119H238V118ZM47 118L49 119V121L47 122L46 120H47ZM83 118V117H82ZM99 118V117H98ZM108 118H109V120H108ZM132 118V119H131ZM158 118V119H157ZM160 118H162V119H160ZM176 118V119H175ZM193 119H194V117H192ZM192 118H190L191 120H192ZM235 118V119H234ZM84 119H86V117L84 118ZM189 119V118H188ZM245 119H246V121L248 122H246L245 121ZM78 120V121H79ZM81 120H82V122H81ZM109 122H108V121ZM131 120H133V121H131ZM137 120H139V121H137V123H141V121H142V125H140V124H138L137 125V123H136V121ZM176 120V121H175ZM234 120H236L235 122H234ZM237 120H240L239 122L237 121ZM244 120V121H243ZM83 121H85V122H83ZM131 121V122H130ZM154 121V122H153ZM163 121V122H162ZM190 120H188L187 121V123L189 122ZM242 121V122H241ZM253 121V120H252ZM53 122V124L55 125V126H53L51 123ZM72 122H70V123H72ZM92 123H93V121H91ZM91 122H90V127H94L95 126V124L93 125V124H91ZM108 122V123H107ZM112 122V125H107V124H110ZM143 122H145V124H146V126H147V128H148V125H147V122H148V124H149V131L147 130V128H145L146 126H145V124H143ZM191 122V121H190ZM189 122V123H190ZM44 123H50V125L48 126V125H44ZM88 123V124H87ZM86 124H87V126H89V122H87ZM115 123H117V121L115 122ZM133 123V124H132ZM134 123H136L135 125H134ZM241 123V124H240ZM250 123V124H249ZM65 124V125H64ZM126 124V125H127ZM238 124V125H237ZM39 125V126H38ZM58 125V127L57 128H52V127H50V126H53V127H56ZM66 125H68L67 127H65ZM69 125L71 126V128L69 127ZM82 125V126H83ZM91 125H93V126H91ZM145 127H144V126ZM166 125H170V124H167L166 123ZM237 125V126H236ZM243 125V127H241ZM245 125V126H244ZM45 126H48V127H50V128H48V127H45ZM77 126V127H78ZM81 126V127H82ZM83 126V127H84ZM136 126V127H135ZM140 126L144 129V131H145V133L147 134H144V132H142L143 130H141V128H140ZM249 126V127H250ZM260 126H261V124H260ZM262 126L264 127V124H262ZM44 127L46 128L45 130H47V128L49 129V130H47V131H45V132H43L44 130ZM70 128V129H67V128ZM80 126H79V128H81ZM86 127V126H85ZM151 127V128H150ZM160 127V128H161ZM236 129H235V128ZM237 127H241V129L239 130ZM40 128V129H39ZM59 128V129H58ZM111 128V129H110ZM117 128V127H116ZM122 128H123V130H122ZM132 128V129H131ZM166 128H168V127H165V129ZM243 128V129H242ZM53 129V130H52ZM76 129V128H75ZM74 129V130H75ZM146 129V130H145ZM152 129V130H151ZM233 129H235V130H233ZM244 129H246V131L244 130ZM42 130V131H41ZM54 130H57V131H54ZM67 130H70L71 132H68ZM150 130H151V133H149L150 132ZM237 130H238V132H237ZM40 131V132H39ZM65 131H67L64 135H66V137H65V140L63 141V139L61 140V139H58V138H60V136H64L63 134L62 135H58L60 132L62 133V132H65ZM146 131H148V133H149V135H148V133L146 132ZM229 131H227L228 133H226L227 135L230 133ZM103 132V133H102ZM109 132H112V133H109ZM240 132V133H239ZM263 132V131H262ZM261 132V134H263ZM98 135H96V134ZM107 133H109V134H107ZM139 133V135H141L140 133H143V135H146L148 138V141L150 140V138H152L149 142L146 140V139H144L145 140V142H144V140L143 139H138L139 137V135L137 136V134ZM239 133V134H238ZM43 135V136H42ZM58 135V137H57V139L59 140V142H61L63 145H61V143L58 145V143L57 142H55L54 143V137H55V139H56V136ZM102 135V136H101ZM116 135H117V137H116ZM122 135V136H123ZM143 135H141V137L142 138H144V137H146V136H143ZM217 135H219V134H217ZM221 135V134H220ZM219 135V136H220ZM232 135V134H231ZM100 136V137H99ZM116 137V138H112V137ZM151 136V137H150ZM140 137V138H141ZM210 137V135L208 134L207 135V140H209L210 141V143H212V141H211V138H209ZM217 137V136H216ZM232 138H233V135L231 136ZM44 138V139H43ZM118 138V139H117ZM209 138V139H208ZM218 138V141H220L219 139H221V141H220V145L222 144L223 145V142H224V140L222 141V138L221 137H217ZM226 138V137H225ZM232 138H230L231 140H230V143L231 142H233L234 143V141H233V139ZM115 139H117V141L115 140ZM205 139H206V137H205ZM204 139V141L203 142H206L207 143V145L205 144V143H203L202 144V141H200L198 144L199 145H196L197 143L196 142H187V143H185V144H187V146H189V148L192 146V148L194 149V147L197 149V151H196V149H194L195 150V152L193 151V149H192V152L190 153V151H191V148L190 149H188L189 151H187V146L184 144H182V145H179V144H176V145H174V144H172V145H174L173 146V148L175 149V150H177V148H175V146H182V148L184 149V151H181L180 152V150H182V148L181 147H178V149L179 150H177L176 152H177V154H179L178 155V158L179 157H181V158H179V159H181V160H179V161H177L176 162V160H175V156L174 155H176V153L174 154V152L172 153V151H174V149L172 150V151H170L171 152V154H173V156H172V158H171V160H173V161H175V162H173V163H176V166H178L180 169H178L179 171L180 170H182V166H183V163L181 162V161H183V159H182V157L184 156V154H186L185 155V157H183L184 158V161L183 162H185V160L187 161V159L189 160V162L188 163H192L191 161H193V160H190L192 157H191V155H193L194 153H195V157L197 158V156L199 155V154H201V153H203L204 152V154H201V155H199L198 156V158L200 159V161H199V159H197L196 160V158H194L196 161V164H198L197 166H198V168H200V167H202V166H204V167H208L207 166V164L208 165H210L209 163H213V160H210V159H213V158H207L206 159V155H205V152L208 150V152H209V149H207L208 147L210 148V152H209V154H210V156H211V150L212 149H214L213 148V146L215 147V145H216V143H212L211 144V146H209L208 144H210L209 143V141L207 142L206 140ZM53 140V141H52ZM142 140H143V142H144V145L141 147V146H139V144L142 142ZM247 141H248V137H247V139H246ZM50 141H52L53 142V144L54 145H56V143H57V145L58 146H60V147H62L63 149H64V151H63V149L61 148L60 149V147H59V149L60 150H62L63 152H66L67 153V155H68V158H65V157H67V155H65V157H64V154H66V153H63L62 151H60V152H58V151H56L55 152V155H56V153H61V155H59V154H57V157L54 155V154H52L53 156H54V158L56 157V159H55V161H56V163H55V161H54V159L52 160V155H51V158H50V160L48 159L49 157H48V154L47 153H53L54 151H52V152H49L50 150H54V149H56L55 147H57V145L56 146H54L53 144H51V142ZM56 141V140H55ZM64 143H63V142ZM67 141V140H66ZM226 141H229V139L227 138V139H225V142ZM245 141V140H244ZM247 141H245V142H247ZM50 142V145L48 144ZM68 142V141H67ZM69 142H71L70 140H69ZM147 142H148V145H145V144H147ZM217 142V141H216ZM224 142V143H225ZM111 143H112V146H111ZM119 143V144H118ZM127 143V144H126ZM150 143V144H149ZM193 143H196V144H194L195 146L193 147V145H191L190 146V144H193ZM233 143H232V145H233ZM109 144V143H108ZM114 144V145H113ZM126 144V145H125ZM130 144V145H129ZM143 144V143H142ZM202 146H201V145ZM218 144V145H219ZM49 145V146H48ZM51 145L52 146H54V147H52L51 148ZM121 147H120V146ZM141 145V144H140ZM218 145H216V146H218ZM219 145V146H220ZM64 146V147H63ZM124 146H126V148L124 147ZM186 146V147H185ZM199 147V149H200V147H201V153H200V151L198 150V147ZM219 146L218 147H215V148H219ZM244 146V145H243ZM243 146H241L242 148H243ZM245 146H246V144H245ZM244 146V147H245ZM130 147H128V149H126V151L127 150H129L130 149ZM170 148H171V146H169ZM169 147H168V149H169ZM204 147V148H203ZM247 147H248V145H247ZM48 148V150H46ZM107 148V149H106ZM152 149H153V147H151ZM150 148V149H151ZM166 148V147H165ZM181 148V149H180ZM203 148V149H202ZM205 148H206V150H205ZM246 148V147H245ZM58 149V150H59ZM107 151H106V150ZM117 149V148H116ZM150 149H148L149 151H153V153H155L154 151L155 150H150ZM172 149V148H171ZM171 149H169V150H171ZM85 150H88V148L87 147H85L84 148V150H83V154H85L84 156L87 158V157H89L88 159H87V161H86V163L88 162V160L91 158V156H89V151H85ZM113 150V153L116 151H114V149H112ZM202 150H204L203 152H202ZM44 151V152H43ZM47 153H46V152ZM68 151H69V153H68ZM126 151L124 150V154H126ZM131 151H133V149H131ZM178 151L180 152V153H183V155H181L180 153H178ZM199 151V154L197 155L196 153ZM42 152V153H41ZM110 152V154L112 153L111 151H109ZM165 152V151H164ZM166 152H167V150H166ZM170 152H169V155H171L170 154ZM185 152H189V153H185ZM207 152V153H208ZM112 153V154H113ZM121 153H122V155H123V152H121L120 151V155H121ZM137 153V154H136ZM147 153V152H146ZM240 153V152H239ZM47 154V155H46ZM49 154V155H50ZM70 154V155H69ZM91 154V153H90ZM109 154V155H110ZM111 154V155H112ZM115 154H117V156L115 155ZM118 154V151H116V153H114L112 156H115V158H117V159H119L120 158V155ZM129 154H130V152H129ZM129 154H126L127 156H128V160H126V162L127 161H129V160H131V161H129L128 163H133V164H135L136 163V160H135V163L133 162L134 160L133 159H136V158H134L133 156H131V154H130V156L131 157H129ZM136 154V155H135ZM163 154H165V156H166V154L167 153H163ZM190 155V157H189V155ZM209 154H207V157L209 156ZM93 155V154H92ZM119 155V156H118ZM121 155V156H122ZM138 155V156H137ZM145 155H147V154H145ZM187 155H188V157H187ZM202 155H205L204 157H202ZM240 154H238V156H239ZM38 156V157H39ZM70 156V157H69ZM124 157H125V155H123ZM122 156V157H123ZM142 156H143V158H142ZM121 157V158H122ZM133 157V158H132ZM169 156H167L166 158L167 159H169L168 158ZM171 157V156H170ZM173 157H174V159H173ZM187 157V158H186ZM212 157V156H211ZM239 157H241V155L239 156ZM84 158V157H83ZM83 158H82V160H83ZM86 158H84L85 160H86ZM94 158H95V156L93 155L92 156V160H94ZM132 158V159H131ZM137 158V159H138ZM186 158V159H185ZM190 158V159H189ZM48 159V160H47ZM90 159V160H91ZM116 159V160H117ZM167 159H165V165L168 167L170 164H173L172 162H169L168 163V161H171V160H167ZM201 159H202V161H201ZM40 161V166L42 165L41 164V162H43V161ZM52 160V161H51ZM207 160V161H206ZM61 161H63V162H60ZM95 161H96V158H95ZM119 160H117V162H118ZM203 161H204V163H203ZM51 162V163H50ZM58 162V163H57ZM82 161H80V163H81ZM85 161L83 160V163H84ZM179 162H180V164H181V167L179 166V165H177V164H179ZM194 162V161H193ZM194 162V163H195ZM68 163V164H67ZM82 163V165H84ZM185 163H187V162H185ZM187 163V164H188ZM200 163V164H199ZM70 164H71V162H70ZM167 164H169V165H167ZM202 164H204V165H202ZM243 162H242V165H241V163L240 164H238V169H237V166H236V170H238L239 171V168H240V170H241V168L243 167ZM185 165V168H184V166H183V169H184V171L187 169L186 168V164H184ZM189 165V167L188 168H192V166H191V164H188ZM193 165V164H192ZM195 165V164H194ZM193 165V166H194ZM236 164H234V166H235ZM173 166L177 169V167L175 166V164L174 165H172L171 167L169 166V168L168 169H171L172 171L171 172H173V169H175V168H173ZM197 166H196V168H193L194 170H191V171H189V172H187V171H185V173L183 172V170H182V172L184 173L183 175L181 174L182 172L180 171V174L182 175H180L179 173H177V174H179L182 178H181V186L183 187L182 189H184V191H185V189H187V187L189 186L188 184H192V185H190L191 187L193 186V184L194 183H192V181L191 180H189V178L190 179H192L191 177V174L192 175H194V173L196 172V173H198L199 172V169L197 168ZM231 166H232V164H231ZM233 166V167H234ZM176 169H175V172H173L172 174L174 175H172L173 177H171L172 179L173 178H175L176 177V175H175V173H176ZM196 169H198V170H196ZM178 170H177V172H178ZM47 172V171H46ZM170 172V173H171ZM191 172V173H190ZM44 173V174H43ZM43 173H41V177L43 178V175H45L46 173L45 172H43ZM43 174V175H42ZM48 174H50V173H48L47 172V175H45L44 177L46 178H49V176H48ZM186 174V175H185ZM189 174V175H188ZM170 175V174H169ZM51 176H53L54 178H55V176L54 175H51ZM191 176V177H190ZM169 177V176H168ZM187 177H189V178H187ZM41 178V179H42ZM53 178V180H54V182H55V184L57 185L58 184V182L57 181H55V179ZM50 179H52L51 177H50ZM187 180L188 181H190L191 183H189V182H187ZM89 186H90V189L93 187L92 185H90V184H88ZM186 185V186H185ZM64 186V185H63ZM85 186V185H84ZM92 186V187H91ZM83 187V186H82ZM86 187V186H85ZM85 187H83V190H84V188ZM185 187V188H184ZM190 187V188H191ZM63 188V187H62ZM87 188H89L88 186L85 188V190L84 191H86L87 190ZM189 188V189H190ZM60 189H61V187H60ZM80 190H81V188H79ZM94 189V191H92ZM96 188H92V192H93V194H92V192H90L92 195H93V203H98L99 201H97V199L98 200H100L101 199V201H103L104 200V198H103V196H105L106 198H108L107 197V193H110V192H108L106 189L105 190H102V189H97V190H99L100 192H101V194H102V192L104 191V194L103 195H100V194H98V193H100L99 191H97L98 193L96 194L95 192H96V190H95ZM46 191H48L47 189H45ZM45 190H41V191H45ZM57 190V189H56ZM83 190H81L82 192H84ZM102 190V191H101ZM39 192L40 194L41 193H43V192ZM44 192L43 194H47L48 192ZM54 191H55V187H54ZM81 191H79V193L78 194H76V196L78 197V196H80V197H82V201L81 200H79V199H81L80 197H79V199L73 194V195H71V197H69V198H71V199H65V200H68V201H70V202H67V203H70V204H72L74 201H73V199L74 200H76V202H74V203H77V205L76 204H72V205H75V206H78V204H81L80 203V201L81 202H83V204L85 205V206H83L82 205V207L84 208L85 207V211L83 210V208L81 207V205H79L80 207H81V209H82V214H83V216H84V214H86V216H84V219L85 220H83V216L81 217L80 216V214L79 213H77V207L75 208L74 206V208L75 209H73V207H71L70 206V204L67 206L68 207V212L70 213V215H68V213H67V215L68 216H70V217H68V218H71L72 217V215H73V217L71 218V221L74 223L73 224V226L72 227H70L71 228V230L73 231L74 230V228H75V230L72 232H70V228L66 225L67 223H64L63 225L65 226H61V227H64L61 231H58V234H60L61 232H63V234L61 233L60 234V237H61V235H62V237L63 238H65V237H67L66 235H69L68 234V231H69V233L71 234V236H74L76 233V235H77V237H76V235H75V237L78 239H82V238H80V237H83V239L85 240V237H87L88 235L89 236H92V238H94V240L92 241V242H87L86 241V243H85V245H83V246H81L82 247V250L81 249H79L80 250V252L82 253V254H84V253H86V250H87V253L88 254H90L91 252L92 253H95V254H93L95 257H97V259H99V260H103V259H105V258H109V256L111 257V260L113 259V257H114V259L116 258H118L119 259V256L121 257V258H123V259H121L120 258V260L119 261H121V263L118 261V260H116V261H114V262H116V264H126L127 263V261H128V263L127 264H133V262H132V260H136L138 257H139V255H140V253H141V251L139 250L140 248L139 247H142L143 248V245L145 244V242H147V239L148 240H152V233H153V230H154V227L155 226H153L154 224H151V222H150V218H151V216H152V218H151V221H153V223H155V225H156V223L158 222V219H159V215H161L159 212H156V208H147L146 210H144V212L143 213H146L147 214V212H148V216H150V217H148L146 214L144 215V216H141V215H143V213H138V214H136V215H134V213L130 210V207H131V205H129L128 207H127V205L129 204H126V205H124V206H126L127 208H129L128 210H130L131 211V213H133V220L134 219H136V218H134V217H137V219H138V223H140L141 224V226H142V228H140V224H139V226L137 225V227L136 228H138V229H135V228H132V227H135L134 225L135 224H137V222L134 220H132V215H130L129 214V212L128 213H126L127 211H126V208H125V215L127 214H129L130 216H131V218H126V216H125V218H126V220L127 221H125L124 223V225H126L127 223H128V225H126V226H132L131 227V230H127L126 228L127 227H125L124 228V226H123V224H122V226H123V228L121 227V225H118V224H111V222H109V221H111L110 219H108V220H106L107 221V223H106V221H104V219L106 218V216L109 218V215H106V216H104V217H102V218H104L103 219V224H105V228H103L102 227V225L103 224H101V226L99 225V220L101 221L102 219H99V218H101V216L100 215H105V213H106V211L107 210H105L103 207H102V202L100 201V203H101V205H97L96 204V207L99 209V207H102V209L100 208V211L99 212H104L103 210H105V213H100V215H99V213L95 210V214H93V210L96 208H94V209H87V208H90V207H88L87 205V203H85L83 200H85L86 198V195L88 194H86V192L84 193V194H82V195H80L82 192ZM106 191H107V193H106ZM185 192H187V191H185ZM52 192H49L48 193V195H43V194H41V196H42V200L41 199H39L41 196H40V194H39V197H38V199L41 201V203H44V202H46L43 206H45L47 203L48 204H51L52 202H48V201H50L52 198L53 199H55L54 201H53V199H52V201H53V203H56L55 201L57 200V196H59V195H55L54 193H53V195L51 194ZM60 193H61V191H60ZM184 193V192H183ZM191 192H189V194H188V197H187V194H185L184 195V198H183V201H184V203L186 204H184L185 206H186V209L184 210V213H183V216H182V222H184L183 224H184V231H185V234H182V236H183V239L182 240H184L185 239V241H186V243L183 241V243H184V247H183V252L184 253H187V252H190L191 253V257H190V255L187 257L188 259H187V261L185 260L184 261V263H182V264H195V262L194 261H196V259H197V257L198 256H202V257H198L199 259L198 260H201V263L200 262H198V260L196 261V264H202V262H203V260H206V261H204L203 263L204 264H206V262H208L209 261V258L207 257L208 255L210 256V254L212 253H219V251H218V247H217V245H215V247L214 246H211L215 241V238H214V236H215V234L217 233V234H219V230H220V228L223 226L222 225V223H223V221H224V219L226 218V216H219V213L221 214H224L225 215V213L227 212V210L230 208V206L231 207H233L230 203H231V199L232 198H229V199H217L216 197H214V196H211V197H208V196H206V194H204V193H198V192H196V193H198L201 197L199 198L198 196H196L194 193V195L196 196L195 198L194 197H192L193 195L192 194H190ZM50 194L52 195V196H55V197H51L50 196ZM86 194V195H85ZM90 194V195H91ZM95 194V195H94ZM112 193H110L109 195H111ZM197 194V195H198ZM92 195H91V197H92ZM101 196V197H98V196ZM115 195V194H114ZM46 196H49L50 198H48V200H47V198H46ZM74 196V197H73ZM94 196H96V197H94ZM183 196V195H182ZM189 196H191L192 198H194L195 200H193L191 197H190V199H189ZM44 197V198H43ZM109 197H111V196H109ZM208 199H207V198ZM214 197V198H213ZM84 198V199H83ZM96 198V199H95ZM202 198V199H201ZM44 199H46V201L44 200ZM50 199V200H49ZM113 200V203H114V201L116 200V198H113V195H112V198H108V200L107 199H105L103 202L104 203H108L109 202V200L111 201V202H109V203H112V200ZM187 199H188V202H185V201H187ZM191 199L193 200V203H191L192 201H191ZM216 199H217V202H216ZM64 200V198H62V201ZM87 200H89V199H86L85 201L86 202H88ZM96 200V201H95ZM190 200V201H189ZM202 200V201H201ZM206 200H208V201H206ZM228 200L230 201V203L228 202ZM40 201H38L37 202V206H38V208H40L39 209V212L41 213V215H42V213L46 210V208H47V205L45 206V210H43L44 209V207L41 205V203L38 205V203L40 202ZM62 201H61V203H62ZM72 201V202H71ZM105 201H107V202H105ZM198 201V202H197ZM201 201V202H200ZM219 201H221V203H222V201H226L225 202V204H221L220 205V203L218 204V202ZM233 201V200H232ZM118 201L116 200L115 201V203L114 204H116ZM189 202H190V204H189ZM207 202V203H206ZM215 202V203H214ZM241 202V201H240ZM188 203V204H187ZM196 203V204H195ZM209 203V204H208ZM229 205H228V204ZM239 203V202H238ZM99 204V203H98ZM192 204H194L193 206H192ZM203 204V205H202ZM41 205V206H40ZM56 205V204H55ZM62 205H63V203H62ZM188 205V206H187ZM190 205V206H189ZM200 205H202V206H200ZM218 205V206H217ZM70 206V207H69ZM191 206H192V209H190L191 208ZM216 206L218 207L217 209H216ZM66 207V208H67ZM87 207V208H86ZM151 207V206H150ZM189 207V208H188ZM223 207V208H222ZM228 207V208H227ZM96 208V209H97ZM224 208H226V209H224ZM62 209V208H61ZM69 209H71L70 211H69ZM72 209H73V212H71L72 211ZM97 209V210H98ZM150 209H154V214H156V216H157V218H156V216L154 217V215H153V212H152V210H150ZM207 209V210H206ZM209 209V210H208ZM210 209H212V211L210 210ZM215 209V210H214ZM221 209H224V210H221ZM43 210V211H42ZM48 210V209H47ZM65 210H67V209H65ZM76 210V211H75ZM88 210V211H87ZM90 210V211H89ZM187 210H188V214H187ZM221 212H220V211ZM150 211V212H149ZM202 211V212H201ZM206 211V212H205ZM224 211H225V213H224ZM46 213H47V211H45ZM45 212L43 213V214H45ZM92 212V214L96 217V219H95V217L92 215V214H90ZM98 213V216H97V213ZM151 212H152V214H151ZM156 212V213H155ZM200 213V214H199ZM206 213L208 214V216H206ZM107 214H109L108 213V211H107ZM139 214H141L140 215V218L142 219L141 221H140V218H139V216H137V215H139ZM186 214V215H185ZM214 215V216H212V215ZM76 215V216H75ZM77 215L78 216H80L81 218H78L77 217ZM88 215V216H87ZM90 215H91V217H90ZM127 216V217H130V216ZM204 217H203V216ZM209 215H211V218H210V216ZM201 216V217H200ZM1 217V216H0ZM75 217V218H74ZM76 217H77V219H76ZM143 217V218H142ZM186 217V218H185ZM200 217V218H199ZM202 217H203V219H202ZM208 217H209V219H208ZM216 217V218H215ZM2 218L3 217H1L0 218V220H2ZM39 218H42V216H40ZM88 218H92L91 220L93 221H91L90 219H88ZM97 218L99 219L98 221H97V224L99 225V227H101V228H99L98 227V225L95 223L94 225H97V228H99V229H97L96 228V226H91L92 224H91V222L92 223H94V222H96L95 220H97ZM146 218H148V219H146V221H145V219ZM156 220V222H155V220ZM206 218V220L208 219V220H210V222L208 223V222H205V219ZM74 219H75V221H74ZM80 219H82V220H80ZM107 219V218H106ZM200 219V220H199ZM219 219H221V220H219ZM222 219H223V221H222ZM77 220V221H76ZM91 222H90V221ZM184 220V221H183ZM199 220V222H197ZM215 220V221H214ZM80 221H82V222H86V223H84V225L86 224V225H88L87 223H90L89 225H88V228H87V226H84L83 225V223H82V227H77L76 225H80L81 226V223H80ZM89 221V222H88ZM130 221V222H129ZM132 221V222H131ZM202 221V222H201ZM3 221H1L0 222V229H1V227H2V229H4V228H6V222L4 221L3 223L6 225V226H4V225H2L1 223H2ZM105 222V223H104ZM135 222V223H134ZM142 222V223H141ZM149 224H147V223ZM186 222V223H185ZM191 222H192V224H191ZM194 222V223H193ZM213 222V223H212ZM9 223H12V221L11 222H8L7 224H9ZM110 223V224H109ZM112 223H114V222H112ZM131 223V224H130ZM134 223V224H133ZM144 223V226L142 225ZM196 223V224H195ZM76 224V225H75ZM108 225V227H107V229L109 228V226L110 225H113L112 226V228L110 227V229H113V231H114V233L117 231H119V230H121L120 232H118V233H121L120 235H118V233L116 234L115 233V235H116V237L114 236V234H113V231L112 230H106V226ZM145 224H146V226H145ZM187 224V225H186ZM189 224V225H188ZM198 224V225H197ZM208 224V225H207ZM222 225V226H219V225ZM2 225V226H1ZM75 225V226H74ZM115 225L117 226H120L121 228H116L115 227ZM197 225V228L196 227H194V226H196ZM207 225V226H206ZM211 225V226H210ZM10 226V225H9ZM9 226H7V227H9ZM11 226H12V224H11ZM10 226V227H11ZM84 226V227H83ZM117 226V227H118ZM149 226V227H148ZM151 226V227H150ZM185 226H188V227H191V228H188L187 229V227H185ZM215 226V227H214ZM9 227V229H13V228H15V227H11L10 228ZM150 228V229H148V228ZM194 227V228H193ZM42 228V227H41ZM65 228H68V229H65ZM84 230H87V231H82L83 229ZM86 228V229H85ZM91 228H94V229H91ZM115 228V229H114ZM130 228V227H129ZM128 228V229H129ZM193 228V229H192ZM216 228V229H215ZM219 228V229H218ZM0 230V232L1 231H3V230ZM9 229L8 228H6V230L4 231V233L6 234V239H10V238H13V236H9L8 234L11 232V231H13V230H11L10 232H8V234H7V232L6 231H9ZM77 229H79V230H77ZM90 229L92 230V233H93V231H95V233L92 235V233H90L91 231H90ZM95 229H97V230H99V231H103L102 233H100V232H96L97 230H95ZM122 229H124V232H122L123 230ZM133 229V230H132ZM143 230V232H142V230ZM153 229V230H152ZM215 229V230H214ZM37 230L39 231H41L42 229H38V227H37ZM65 230H68L67 232H65ZM81 230V231H80ZM90 232H89V231ZM127 232H126V231ZM137 230H139V232L137 231ZM149 230V231H148ZM150 230H152V231H150ZM79 231H80V233H79ZM111 231V233H112V235H111V233H108V232H110ZM129 231H136L135 233H130ZM141 231V232H140ZM152 232V233H148V232ZM15 232H17V230H15ZM85 232H87V236H86V234H85ZM105 232V233H104ZM127 233V234H124V235H126L125 236V238H124V236H123V233ZM130 234H129V233ZM147 232V233H146ZM192 232V233H191ZM2 233V232H1ZM4 233H2V234H0L1 235V238L0 239H3L4 238V236L2 237V235H5ZM14 234V231L13 232H11L10 234ZM36 233H38L37 231H36ZM40 233V232H39ZM38 233V235L40 236V234ZM42 233V232H41ZM67 233V234H66ZM73 233V234H72ZM82 233V234H81ZM97 233L100 235H97ZM12 234V235H13ZM17 234V233H16ZM57 234V235H58ZM66 234V235H65ZM83 234L85 235V236H83ZM133 234V235H132ZM134 234H137L136 236L134 235ZM151 234V235H150ZM213 234H214V236H213ZM216 234V235H217ZM81 235V236H80ZM94 235H97L98 237H94ZM106 235L108 236V238L109 237H111V238H107L106 239ZM117 235H118V237H117ZM130 235V236H129ZM132 235V236H131ZM140 235V236H139ZM148 235H150V236H148ZM186 235V236H185ZM190 235V236H189ZM212 235V236H211ZM38 236V244H39V246H40V244L43 242V241H41L42 239L40 238ZM59 236V235H58ZM65 236V237H64ZM71 236H68L67 238L68 239H70V238H72ZM101 236L103 237V238H105V239H103V240H101L102 238H101ZM119 236H120V238L122 239V242H121V239L119 238ZM128 236V237H127ZM145 236V237H144ZM210 236V237H209ZM23 237H25V236H21V238L19 237L17 240H18V243H15L14 244V241L16 240H14V239H11V243L10 242H8V241H6L5 240V242H6V245H4L5 244V242L4 241H0V243L1 242H4V243H1L2 245H0V250L2 249V250H4V254H2L3 256V258H0L2 261H3V259H4V257H5V253H7L6 255H7V257H8V255H10L11 256V254L14 252H16V255H18L19 254V252L21 253L22 252V254L23 253H25L24 252V249L25 248H30L29 247V243H27V239L26 238H23ZM74 237V238H75ZM101 239H100V238ZM113 237H115V238H113ZM134 239V241H131V239L132 238ZM138 237V238H137ZM147 237V238H146ZM185 237V238H184ZM207 237H209V239L207 238ZM212 237H213V239H212ZM215 237H217V236H215ZM23 238V239H22ZM66 238V239H67ZM95 238H97V240L95 239ZM99 238V239H98ZM124 238V239H123ZM126 238H128V239H126ZM189 238V240H188V243H187V239ZM193 238V239H192ZM5 239V238H4ZM3 239V240H4ZM8 239V240H9ZM21 239H22V241H21ZM39 239H41V240H39ZM118 239L120 240V241H118ZM132 239V240H133ZM137 239V240H136ZM146 239V240H145ZM210 240L211 239V245L209 244L210 242L209 241H207V243L205 244V242H206V240ZM14 240V241H13ZM24 240H26V241H24ZM100 240V241H99ZM105 240V241H104ZM21 241V242H20ZM24 241V242H23ZM41 241V242H40ZM97 241H98V243L100 244L99 245V247H98V243H97ZM109 241V242H108ZM150 241H148V242H150ZM214 241V242H213ZM40 242V243H39ZM94 242H96V243H94ZM102 242H106L105 244L104 243H102ZM118 242H121V243H119L120 244V246L119 247H117L119 244H118ZM131 242V243H130ZM136 242H138V243H135ZM9 243H10V246H8L9 245ZM22 243H25V244H23V245H25V246H23V245H21ZM90 243V244H89ZM113 245H112V244ZM123 243V244H122ZM128 245H126V244ZM133 243V244H132ZM143 243V244H142ZM8 244V245H7ZM12 244H14L16 247H17V245L16 244H19L21 247L19 248V247H17V248H19V251H17L18 249L17 248H13L12 249ZM27 244H28V247H27ZM88 244V245H87ZM96 246H95V245ZM204 244H205V246L208 244V245H210V248L208 249L207 247H209L208 245L205 247V249L207 250L208 249V251L209 250H211V251H213V252H211V251H209V253L205 250V249H203L204 247ZM215 244H217V243H215ZM18 245V246H19ZM103 245V246H102ZM123 245H125L126 247H124ZM132 245V246H131ZM141 245V246H140ZM4 246V247H3ZM6 246V247H5ZM14 246V247H15ZM116 246V250L115 249H113L114 247ZM237 246H240V245H231L230 246V252L232 253V257L234 258L235 257V259H234V261H236V262H238L236 259H238L239 257L241 258V259H244V260H249V259H254V257L255 256H257V257H259V253L257 254V255H255V253H256V251H258V250H255V246L254 245H252V246H246L245 248L244 247H242V248H244V249H241L240 247H237ZM254 246V247H253ZM8 247H10V249L12 250V252L10 251V253L8 254V250L6 251V249L8 248ZM23 247H25L24 249H23ZM41 247H43V244H41ZM81 247H79V248H81ZM84 247V248H83ZM93 247H95L94 249H93ZM130 247H132L131 248V252H128V250H129V248ZM189 247H191V248H189ZM201 247H202V249H201ZM215 249H214V248ZM217 247V248H216ZM4 248H6V249H4ZM118 248H119V250H118ZM122 248H124V249H122ZM125 248H126V250H125ZM142 248H141V250H142ZM241 250H240V249ZM9 249V248H8ZM9 249V250H10ZM14 249H17V250H14ZM23 250V251H21V250ZM86 249V250H85ZM128 249V250H127ZM212 249H214V250H216L215 252H214V250H212ZM257 249V248H256ZM1 250V251H2ZM14 250V251H13ZM26 250V249H25ZM99 250V251H98ZM121 251V252H123V251H125V252H128V253H124L125 254V256H127V258H129V255H135V254H137L138 256H137V258H136V255L134 256V257H131L130 256V260L129 259H124V258H126V257H124V256H122V255H124L123 253H118V251ZM123 250V251H122ZM200 250V251H199ZM203 250V251H202ZM116 251V252H115ZM130 251V250H129ZM139 251H140V253H139ZM205 251H206V253H208V254H205ZM220 251H221V249H220ZM90 252V253H89ZM198 252H200V253H198ZM203 252H204V255H206L204 258H203ZM211 252V253H210ZM1 253H3V252H0V254ZM13 253V254H14ZM97 253V254H96ZM116 253H118V254H116ZM201 253H202V255H201ZM22 254H19V255H22ZM197 254V255H196ZM199 254V255H198ZM214 254V255H215ZM255 256H254V255ZM15 255V254H14ZM92 255V254H91ZM237 255H239V256H237ZM9 256V257H10ZM13 256V255H12ZM99 256V257H98ZM104 256V257H103ZM0 257H1V255H0ZM7 257H5V259L7 260ZM194 257H196V258H194ZM135 258V259H134ZM201 258V259H200ZM208 258V259H207ZM249 258V259H248ZM256 258V257H255ZM5 259H4V261H5ZM203 259V260H202ZM259 258H257L256 260H258ZM124 260H126L125 262H123ZM138 260V259H137ZM137 260L135 261V264H136V262H137ZM255 260V261H256ZM4 261H3V263L0 261V263H2V264H4ZM7 261H9V262H7V264H9V263H11L10 261H13V259H8ZM252 261H254V260H252ZM15 262L16 261H14V262H12L13 264H15ZM113 262V263H114ZM117 262H119V263H117ZM123 262V263H122ZM188 262V263H187ZM209 264L211 263V262H208ZM207 263V264H208ZM6 264V263H5ZM115 264V263H114Z\"/></svg>", "mask_w": 264, "mask_h": 264}, {"label": "built area", "instance_id": "3", "mask_svg": "<svg viewBox=\"0 0 264 264\" xmlns=\"http://www.w3.org/2000/svg\"><path fill=\"white\" fill-rule=\"evenodd\" d=\"M57 264H66V263L63 261H59Z\"/></svg>", "mask_w": 264, "mask_h": 264}, {"label": "water", "instance_id": "4", "mask_svg": "<svg viewBox=\"0 0 264 264\" xmlns=\"http://www.w3.org/2000/svg\"><path fill=\"white\" fill-rule=\"evenodd\" d=\"M93 264H96V263H93Z\"/></svg>", "mask_w": 264, "mask_h": 264}]
</instances>
